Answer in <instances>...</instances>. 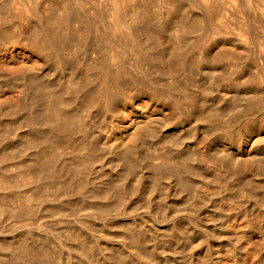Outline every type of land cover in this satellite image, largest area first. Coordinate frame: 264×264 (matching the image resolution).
Instances as JSON below:
<instances>
[{
  "label": "rangeland",
  "instance_id": "374dc122",
  "mask_svg": "<svg viewBox=\"0 0 264 264\" xmlns=\"http://www.w3.org/2000/svg\"><path fill=\"white\" fill-rule=\"evenodd\" d=\"M41 1H45V0H41ZM260 1H262V4H264V0H257V2H260ZM0 2H1L0 5H2V2H4V1L0 0ZM189 2H192V1H189ZM72 3H73V7H71L72 11L70 12V16L68 18H66L65 11H63V9L61 8L62 3L59 2V5H57V6H55V4H54L55 11L50 16L51 20L47 19L49 21V26L52 27L51 32L53 33V37L55 38V40L58 44V48L60 46V48H59V52H60V55H59L60 59L59 60L60 61H58L59 63H57L56 60H53L54 61L53 62L52 60L46 59V56L44 57V55H43V53H41V51L32 50L31 49L32 47H30L31 45H29L28 41L27 42H26V40L24 41V37L27 36L26 33L29 36L34 33V28H32L36 24V21H35L36 19L34 17H31V15H28V17H29L28 18L24 14H22L21 11H19V12H21V13H19L17 11L18 9L15 11L12 9L8 10L9 13L6 12V13L0 15L1 17H3L5 19V22L3 21L4 19L0 20V28L2 30V31H0V40H1L0 41V138H1L0 139V143H1L0 144V156H2V157H0V171H1L0 172L1 173L0 174V179H1L0 182H3V183H0V191L3 190V192L2 191L0 192V194H1L0 195V207H1L0 212L2 213V214L0 213V215H1V218H0V241H1L0 242L1 243L0 244V264H6V263H4L6 261H8L7 262L8 264H13L12 262H15L14 264H23V263L24 264L25 263L26 264H55L57 261L58 262L56 264H62V263L63 264H70V262L71 263L73 262L72 260L74 258H75L74 259L75 264H97V263L98 264H264V258H262V256H264V248H262V247H264V237L261 238L262 240L260 239V236H261L260 234H264V230H262V229H264V225H262V224H264V223H262V222H264V221H262V219H264V216H261L260 212L264 209H261V211H260V209H259L260 206L256 205V203L258 202V203H261L260 204L261 208H262V206H264V204H262V201H264V196H262V195H264V194H261V192H264V186L260 187L259 185H256V182L260 178H264V176H262V175H264V155H262V154H264V151H262V150H264V109H261L262 107H264V106H262V105H264V100H262V99H264V94H262V93H264V85H262V84H264V73H262V71H264V69L261 68V67H264V59L261 58L262 57L261 55L264 54V53H261V52H264V51H261L262 49H264L261 47L262 43H264V41H261L262 39H260V36L264 35V33H260L258 36V33L261 32L262 29H264V28L261 29L260 27H258L259 26L258 23H257L258 26L255 25L256 24L255 22L252 23V26L255 25L256 28L258 27L261 29L258 31L255 28L256 36L258 37L255 39L247 37V36H245L246 38H244L243 35H237L239 31H237L236 34H235L236 31L230 32V29L231 30H237L238 29L237 28V25H238L237 20L238 19L241 20L239 14H232V15H236L235 20H234V17L232 16V19L234 20V22L231 21L232 19L230 20L229 17H228V19H227V17L222 18L223 21H221L222 19H219L218 22H220V23H218L216 21V19H214L213 21L215 23L213 21H211L213 23H210V25L204 24L203 29H201V30L196 29V33H195V31H193V33L190 34L189 38L183 40L181 38H177L176 34H175L177 32L182 33L186 30V27H185L186 25L184 24V17L183 16L187 17L188 13L191 14L190 16H196V15L201 13L200 12L201 10H199L197 8L196 9L195 8L190 9L188 6H185V7L183 6V7L178 8L177 10L171 12L166 8V5L159 4V5L154 6L155 8L154 7L152 8L153 10L151 13L150 12L148 13V16H149L148 19H151V20H149V21L147 20L148 21L147 24L139 23L134 28L135 34L137 36H139V38H141L143 41H145L148 45L151 46L152 52H154V54L156 56L151 57L150 60L146 61V64L140 65V64L136 63L135 56L128 55V57L126 56L124 58L122 66H119L114 59L112 60V62H110L108 64V62L110 61V58L108 59V58L104 57V60L99 61L98 52L94 49L95 46L92 47V49H91V47L90 48L88 47V49H87V47L85 46L86 49L84 50L83 41H85L86 39L91 40V38L93 40V38L97 32L95 30L94 31L90 30L89 32H87L86 28L84 27L85 25L83 24L84 26H82V24L80 23V21L78 19V15L81 12L79 9L81 4L78 3L76 0H74V2H72ZM46 5H47V2H46ZM46 5L43 2H41V4L39 5V9H40L41 15L49 17ZM12 7H13V9L15 8L13 5H12ZM12 7H10V8H12ZM82 8L84 9L83 11H85V13L88 16H90L93 20L92 11L88 10L87 7H84V6ZM12 11H14V12H12ZM16 11L19 13L18 15L15 14ZM180 12H183L185 14L182 13V17H181ZM23 15L25 16V19H24ZM62 15H64L65 18H62L63 17ZM18 16L19 17L23 16V18L21 20H19L20 18ZM226 16H227V14H226ZM5 17L7 18V20ZM203 17H205V14H203ZM17 19L19 21H24V20L25 21L24 22H18ZM28 19L31 21H28ZM167 19H169V20H167ZM177 19H178V21H177ZM224 19L225 20L227 19V20L225 21ZM165 20H167V21H165ZM181 20H183V21H181ZM240 20H238V22H240ZM1 21H3V22L1 23ZM26 21L29 23H27ZM216 22L218 25H220V27H218ZM226 22H227V24H226ZM19 23L24 24V26L26 25L25 28H24V26H22V24L20 26ZM229 23H231V24L229 25ZM235 23H237V24H235ZM31 24H32V27H31ZM33 24H34V26H33ZM214 24L217 26H215ZM234 24L236 26H234ZM225 25H226V27H225ZM227 25H229L230 27L232 25V27L234 26L233 28H236V29H232V27L231 28L229 27L230 29H228ZM19 26L21 28H23V30ZM163 26H165L166 28L163 29ZM210 26H211V29L214 28V29H212L213 31H215L217 28L223 29V30L218 29L217 30L218 33L217 32H211ZM28 28H30V31ZM3 29H4V31H3ZM25 29L26 30L28 29V30L26 31ZM224 29L226 30V32L228 30V32L224 33L225 32ZM18 30H19V32L21 31V33L25 30L22 34V36L24 35L23 37L21 35H19L20 33L18 32ZM31 30H33V32H31ZM219 31H221V32H219ZM262 32H264V31H262ZM215 33H217V35ZM223 33L225 34L226 37L223 36L224 35ZM196 34H198V35H196ZM211 34L215 35L217 37L214 38V36H212ZM220 34H221V37H220ZM226 34H229L231 36L233 35V36H232V38H231V36L227 37ZM10 35H11V37H10ZM203 35H204V37H203ZM208 35L212 36L213 38H210ZM235 35L238 37H236ZM199 36L201 38V42L203 44L205 43V45H203L200 42ZM239 36H241V37H239ZM17 37H19L23 41L20 40L19 38L17 39ZM262 37H264V36H261V38ZM202 38H203V40H202ZM207 38H208V40H207ZM229 38H230V40H229ZM235 38H236V40H235ZM239 38H240V40H239ZM12 39H14V40H12ZM195 39L197 40V42H195L196 41ZM205 39L207 40L206 42L204 41ZM259 39H260V41H259ZM193 40H195V41L193 42ZM238 40L240 42L242 40V42L240 43V42H238ZM245 40L246 41L248 40V44H247V42H246V44L250 45V46H248L249 49H247V46L245 44ZM11 41H12V43H11ZM13 41L14 42L16 41L15 43H19V44L14 45L15 43ZM236 42H238L239 44ZM243 42H244V44H243ZM257 43H261L260 47L262 49H260L259 46L256 45ZM21 44L24 45V47L21 46ZM198 44L200 46H202L201 48H203L205 50V52H203L204 51L203 49L199 48ZM19 45H20V47H19ZM82 49H83V51H86L85 52L86 54H84V52H82ZM206 49H207V53H210V54L206 53ZM251 49L253 50L252 52H250ZM254 49L255 50L257 49L259 51H257V50L255 51ZM27 50H28V52H27ZM198 50L199 51L201 50L202 52L201 51L198 52ZM194 51H196V52H194ZM177 52H180V53H178L179 56H177V57L171 56V54H173V53L176 54ZM253 52H254V54H253ZM88 53L91 54V56ZM197 53H199V54H197ZM211 53H214L213 55L215 58L213 57V55ZM219 53H220V55H219ZM221 53H223L224 55ZM225 54L226 55L229 54L228 57ZM250 54H252L253 57H254V55L256 58L258 57L257 59L259 60V62L256 61V62H258V64H256V62H255V60H257V59L254 60L255 57L253 58L252 55L250 56ZM199 55H201V56H199ZM206 55H208V56L210 55V57H213V58L210 59V57H209L208 60L204 59V58H206ZM222 55L224 57H222ZM82 56H84V57H82ZM182 56H185L184 59H182ZM96 57H98V60ZM216 57H217V60H215ZM218 57H219V59L222 58L223 62L221 61L222 59L220 60L221 62L218 61L219 60ZM225 57L227 59H230V57H232L230 60V63H232L231 61H233L232 65H229V62H228L229 60H227ZM89 58H90V60H89ZM235 58L236 59L240 58V59H238V61H237ZM62 59H63V61H62ZM93 60H94V63H93ZM117 60H119V58ZM203 60H204V62H203ZM205 60H207V61H205ZM234 60H235V62H234ZM242 60H244V61L242 62ZM247 60H249V61H247ZM261 60H262V62H261ZM104 61L107 62V65L104 63ZM199 61H200V63L202 61V63L200 64ZM226 61H227V63H226ZM252 61H254L253 63H255V64H253ZM99 62L100 63L103 62L104 63L103 66H106V67L110 66V67H108L111 70L110 71L108 69V71H109L108 75L111 76L110 79H109V76L100 77V79H99L98 76H100V74L97 72V67L99 68V65H100ZM214 62L218 65H216ZM217 62H219V63H217ZM240 62H242V64ZM76 63H78V66L82 67V68H80V67L78 68L81 72L77 69L78 66ZM195 63L196 64L198 63L199 67L196 66L197 67L196 68L194 66ZM204 63H206V64H204ZM210 63H212L211 65H213V67H211ZM221 63H223V64H221ZM234 63H236L237 65ZM246 63H248V64H246ZM57 64H60V65H57ZM68 64L71 67H69ZM91 64H92V66H90ZM113 64H114V66H113ZM63 65L64 66L67 65V67L70 68V70H68V68L64 67ZM115 65H116L117 69H115ZM225 65L228 67H226ZM238 65H240V66H238ZM256 65H258V66H256ZM34 66L37 68H35ZM59 66H60V69H62L64 67L65 72H63V69H62V71L60 69H57V68H59ZM75 66H76V68H75ZM93 66H95L96 68ZM218 66H219V68H217ZM241 66H242V68H241ZM247 66H248V69H247ZM72 67L75 70L72 69ZM119 68H120V70H119ZM225 68L227 69V71ZM237 68H239V69L237 70ZM256 68H258V69H256ZM53 69H54V71H52ZM243 69H246L247 73ZM259 69H262V71L261 70L258 71ZM34 70H36V71H34ZM58 70H59V72H58ZM212 70H214L213 71L214 73H212ZM230 70L232 73L230 72ZM240 70H241V72H239ZM30 71L32 74L30 73ZM46 71H47V73H46ZM72 71H74V72H72ZM82 71H84V72H82ZM85 71H87V72L85 73ZM93 71H94V73H93ZM190 71H192V72H190ZM222 71H224L226 73H222ZM249 71L252 75H249L250 74V73H248ZM20 72H22L23 74ZM189 72H190V74H189ZM198 72H201V73H198ZM215 72H220L219 74L221 76L223 74L222 78L224 77V81L228 82L227 85L224 82L222 83L224 85L220 84L221 81H218L216 83L215 79H217V77H219V74H215ZM227 72L229 73V75L227 76L228 78L225 76V74L226 75L228 74ZM234 72H236V73H234ZM253 72L255 74H253ZM256 72L259 73L260 75L259 74L257 75ZM65 73H66V75H65ZM195 73H196V75H194ZM208 73H209V75H208ZM28 74H30V76ZM70 74H71V77H70ZM119 74H121L122 76ZM234 74H236V76ZM61 75H63L64 77ZM231 75L235 76L236 78L232 77ZM55 76H57V77H55ZM96 76L98 77V79ZM119 76H120V78H119ZM197 76H199L200 78ZM229 76H230V78H229ZM252 76H255V78L258 80H262L259 82L261 84V86L257 85L256 87H258V88L253 87L252 89H254V90H252L251 88H248V85H249L248 82H250V79ZM13 77L17 80H15ZM80 77L82 78L81 80H80ZM83 77L84 78L86 77L85 81L83 80L84 79ZM213 77H215V78H213ZM115 78L119 82H117L115 80ZM22 79H24V80H22ZM86 79H88V80H86ZM90 79H92V80H90ZM122 79H123V81H122ZM189 79H190V81H189ZM237 79H239V80H237ZM67 80H69L70 82ZM228 80L231 82L229 83ZM234 80L237 81L238 85L233 84V83H235ZM14 81H15V83H12ZM60 81H61V83H60ZM65 81L67 82V84H65L66 83ZM77 81L83 82L84 83V84H82L83 87L91 86L93 83H94L93 85H97L100 82V84H98V86H100V88H102V85H105L107 82L106 87H109V85H111L110 86L111 92L114 91L115 94L117 93L116 95H117L118 100H116L115 102H117V103L119 102V103L118 104L115 103V105H114L115 107L113 106L111 109H108V110L99 106V105H97V107H96V105L95 106L92 105L88 109L89 110L88 113L92 116V117L90 116V120L92 119L91 121H93V122L81 121L80 116H82V112H85V110H83L84 108L80 104L75 102L73 100V98L67 99V96H69L68 94L74 90V87H75ZM86 81L89 82L90 84L89 83L86 84L87 83ZM91 81H93V82H91ZM94 81L96 82V84ZM238 81H239V83H238ZM242 81H244L243 82L244 84L242 83ZM246 81H247L248 85H246L247 84ZM20 82L23 84V87H22V84ZM23 82H25V85ZM174 82H175V84H174ZM209 82H211V83H209ZM127 83L129 84V87L127 86L128 85ZM195 83H196V85L200 84L199 85L200 88L198 87V85L196 86ZM72 84H74V85H72ZM113 84H114V86H113ZM176 84H178V85H176ZM206 84L209 88L212 85H213V87H211L209 90L208 87L206 86ZM219 84H220V86H219ZM229 84L231 86H229ZM225 85H226V87H225ZM27 86H29V88ZM223 86L225 89L223 88ZM234 86H236V87H234ZM239 86H240V88H239ZM245 86H247V87H245ZM259 86H260V88H259ZM59 87H60V89H59ZM79 87H81V85ZM83 87L76 89L78 91L75 90V92L76 93L78 92L77 94L83 93V91H82ZM217 87H218V89H217ZM116 88H118V89H116ZM192 88H194V89H192ZM261 88H262V90H261ZM28 89H29V91H28ZM65 89H66V91H65ZM155 89H157V92H160L161 94L166 92V91L168 93L170 90L171 91L178 90V92L181 93L180 94V97H181L180 100L183 101V102L181 101V104H180L181 106H180V109L178 111L179 113L176 111H172L173 110L172 106L169 107L168 105H165L166 103L164 100H165V98L168 99L167 95H162L160 97H154L153 98V91H155ZM159 89H161V90H159ZM67 90H69V91H67ZM25 91H27V92H25ZM221 91H222V93H221ZM234 91H236V92H234ZM242 91L244 93H246V95L243 94ZM46 92H48V93H46ZM190 92H191V94H190ZM223 92L224 93L226 92L228 94H224ZM229 92L231 93L232 97H231ZM251 92H253V93H251ZM23 93H25V94H23ZM29 93L31 96H29ZM33 93L35 95H33ZM57 93L60 96H63V97H61V99H63V101H62L63 104L65 105L67 103L65 105V107L66 106L69 107V104H70V106H72L74 109H78V110H75L76 112H74V114L77 115V116H75L76 118L74 117L72 120L71 117L67 116V114L65 116L66 111H65L64 105H63L64 110L58 108V103H57V100L55 99V97H56L55 95ZM216 93L218 95H216ZM237 93H238V96H236ZM247 93H248V95H247ZM254 93H256V94H254ZM258 93H259V95L260 94L261 95L259 96ZM242 94L245 96H243ZM23 95H24V97H23ZM123 95H126V96H123ZM146 95L147 96L150 95V96L147 97ZM186 95H189V96H186ZM213 95L217 96L219 99ZM239 95H240V98H239ZM251 95H253V96L255 95V96L253 97ZM190 96H191V98H190ZM202 96H204V97H202ZM241 96H243V97H241ZM258 96H259V98L257 99ZM37 97H38V100H37ZM118 97H120V98H118ZM207 97H208L209 101L206 99ZM213 97H215V98H213ZM230 97H231V99H230ZM255 97H256V99H255ZM40 98H42V99L40 100ZM235 98H237V99H235ZM17 99H18V101H17ZM189 99L193 103L192 102L190 103ZM238 99H241L244 102V104H242L243 103L242 101L240 104V100H238ZM25 100L26 101L29 100L28 101L29 103L26 102ZM70 100H71V103H70ZM124 100H126V101H124ZM147 100H148V102L149 101L150 102L148 103ZM204 100H206V101H204ZM252 100H253V102H251ZM258 100H260V102L261 101L262 102L259 103ZM21 101H23V102H21ZM24 101L26 102V104L28 103L27 106L25 104L26 107L22 106L24 104ZM64 101H66V103ZM72 101H73V103H72ZM161 101L164 103H160ZM12 102H13V104H12ZM207 102H208V104H207ZM211 102H213V103H211ZM219 102H220V104H219ZM18 103L22 107H20ZM50 103H52V105ZM156 104H157V106H155ZM211 104H213V105H211ZM121 105H122V107H121ZM150 105L151 106L153 105V106L151 107ZM163 105H164V107H163ZM232 105H233V109L231 108ZM256 105H257V107H256ZM220 106H222V107H220ZM258 107L259 108L261 107L260 108L261 110ZM102 108H103V112H102ZM190 108L194 110L193 111L194 113H192ZM56 109L59 112L57 113V111H56V113H55L56 115H55L54 112ZM222 109H225V110L223 111ZM248 109H249V112L245 116L242 117L244 119L242 120V118H241V120L244 121L245 124H244V122L240 121L241 124L239 123V125H238L239 128H238V126H234L233 131L235 130L236 134L233 135L230 132H227L225 130L227 128L226 122H231L230 121L231 119H233L235 116L239 115L242 112L248 111ZM90 110L91 111L93 110V111L91 112ZM115 110H116V112H115ZM213 110H215V112ZM21 112H23V113H21ZM197 112H198V114H197ZM201 112H203V113L201 114ZM228 112H230V113H228ZM77 113H80V114H77ZM176 113L178 114L179 118L177 117ZM211 113H214V115ZM52 114H53V116H52ZM173 114H175V115H173ZM37 115L39 118L37 117ZM93 115L96 117H93ZM192 115H193V117H192ZM51 116H52V119H51ZM249 116H251V117H249ZM55 117H57L58 119ZM211 117H212V119H211ZM29 118H31V120ZM42 118H43V120H42ZM44 118H46V119L44 120ZM53 118L55 119V121ZM65 119H67V121ZM186 119H188V120H186ZM215 119L218 121H216ZM33 120H34V122H33ZM64 120L68 124H66ZM75 120H77L78 122ZM194 120H195V123H194ZM207 120H208V122H207ZM246 120H247V122H246ZM31 121H32V123H31ZM35 121H37L38 125L36 124ZM60 121L62 123L64 122L65 125H68L67 128L70 127L71 131L74 130V131H72L74 133V135L76 134L75 135L76 138H75L73 133H71V135H73V136H72V140L68 141L69 143L67 141L65 142V140L63 138H61V139L56 138V136H54L52 134L55 132L56 127L58 128L59 126L64 124V123L62 124ZM204 121L207 123H205ZM74 122H76L78 125ZM94 122H96L97 124ZM46 123L50 124V127ZM55 123L58 124V125H56V127H55ZM69 123L73 124L72 127ZM209 124H210V126H209ZM219 124H220V126H219ZM251 124H253L254 126ZM181 125H183V126H181ZM28 126H29V128L27 129ZM40 126H42V127H40ZM228 126H229L228 129H230L231 125H228ZM178 127L181 128L182 132H181L180 128H178ZM199 127H200L201 131L199 130ZM45 128H47V129H45ZM204 128L208 132L204 131L205 130ZM219 128L223 129V130H221V133H220ZM41 129H43L44 132ZM141 129H142V131H141ZM211 129H213V130H211ZM214 130H216V131L218 130L219 132L218 131H217L218 133L216 131L214 132ZM248 130H250L252 133H249ZM46 131H47V133H46ZM155 131H156V134H155ZM224 131H226V132L224 133ZM36 132H37V134H36ZM83 132L85 135L83 134ZM212 132H214V133H212ZM38 133H39V137H38ZM78 133H80V134H78ZM191 133H193V134H191ZM246 133H249V134H246ZM30 134H32V135H30ZM25 135H28V136L30 135V136L28 138V136L25 137ZM78 135L79 136L81 135V136L79 137ZM215 135H216V137H215ZM226 135H227V137H226ZM243 135L245 137H243ZM246 135H249V136H246ZM6 136H7V138H6ZM31 136H33V137L30 138ZM91 136H93V137H91ZM184 136H185V138H184ZM187 136H188V138H187ZM232 136L235 137L236 139L235 138L233 139ZM236 136L239 137V139ZM3 137L6 139H4ZM24 137H25V139H24ZM131 138H133V139L135 138V139L131 140ZM36 139H38V140H36ZM44 139L48 140V141H46L47 143H44L45 142ZM50 139H53V140H50ZM80 139H82V140H80ZM74 140L75 141L77 140V141L75 142ZM17 141L19 143H17ZM50 141L53 142L52 145H51ZM55 141L58 143V145ZM171 141L174 143L172 144ZM36 142H37V144H36ZM4 143H6V144H4ZM16 143H17V145H16ZM74 143H75V145H74ZM83 143L85 144V146L83 145ZM13 145H15V146H13ZM23 145H25V146H23ZM33 145L38 150H36L33 147ZM69 145L72 147H70ZM81 145H83L84 147ZM136 145H137V147H136ZM40 146H41V148H38ZM44 146H46V147L44 148ZM60 146H62L61 147L62 150H60V148H59ZM50 147L52 149H50ZM66 147H68V148H66ZM188 147H190V148H188ZM26 148H29L30 150H28ZM171 148L173 149V151L171 150ZM12 149L14 150V152L12 151ZM51 150H52V152H51ZM53 150H54V152H53ZM8 151H9V154L7 153ZM19 151H23V152H19ZM38 151H39V153H38ZM40 151H42L43 154ZM175 151H177V152L175 153ZM254 151H257L258 154L256 153L257 155H253ZM27 152H28V154H27ZM48 152H49V154L51 153L52 156L47 154ZM130 152H131V154H130ZM33 153H35V154H33ZM37 153L40 155V156L38 155L39 157L37 156ZM74 153L75 154L78 153L80 156H78V154L75 155ZM235 154H237V155H235ZM84 155L86 157H83ZM134 155H135V157H133ZM10 156H11V158H10ZM12 156H13V158H12ZM34 156H36V157H34ZM209 156H211V157H209ZM234 156H236V158ZM237 156H238V158H237ZM259 159H260V161H259ZM24 160H25V162H24ZM67 160H68V162H67ZM130 160H131V165L129 162ZM194 160H195V162H194ZM205 160H207V161H205ZM43 161H46V162L48 161V162L44 163ZM74 161H75V163H74ZM163 161H165V162H163ZM197 161H198V163H197ZM202 161H204V162H202ZM54 162L57 164H55ZM60 162H61V164H60ZM259 162L260 163L262 162V163L260 164ZM22 163H23V165H21ZM72 163H74V164H72ZM127 163H129V164H127ZM171 163L174 165H183L184 168H186V170L188 171V174H187L188 179L186 177V180H184L185 178H181L180 174L179 173L177 174V172L175 170H170L173 166ZM189 163H192V164L189 165ZM124 164H126V165H124ZM19 165L22 167H20ZM30 165H33V166L31 167ZM36 165H37V167L39 166L38 168H40L41 170H39L37 167H34ZM47 165L48 166L51 165V166L47 167ZM132 165H133V167H132ZM29 166L31 168H34V169H30ZM44 166H45V169H44ZM191 166H192V168H191ZM74 167H75V170H74ZM193 167H195V168H193ZM212 167H214V169ZM242 167L243 168L245 167L244 171L242 170ZM131 168H132V170H131ZM236 168L238 169V171ZM24 169H25V172L27 171L26 173L24 172ZM68 169H70V170H68ZM56 170H58V171H56ZM73 170H74V172H72ZM204 170H205V173H202V172H204ZM231 170H233V171H231ZM2 171L5 174H3ZM52 171H54L53 177L51 176ZM76 171L78 173L79 172L80 173L78 174ZM6 172H7V174H6ZM55 172H56V176L58 178L55 177V175H54ZM57 172H59V173H57ZM8 173L10 174V176H8L9 175ZM73 174L77 177H75ZM233 174H235L236 176ZM13 175H14L15 179L13 178ZM79 175H82V176H79ZM198 175L200 177L199 179H198ZM223 175H226V176H223ZM249 175H251L256 181ZM256 175H257V177H256ZM24 176H26V178ZM172 176L174 177V179ZM246 176L248 177V179L246 178ZM2 177H3V179H2ZM206 177H208V178H206ZM9 178L10 179L12 178L11 179L12 183H10ZM70 178H72L73 180ZM79 178H80V180H79ZM24 179H25V182H24ZM68 179H70V182H68L69 181ZM88 179H91V180L88 181ZM94 179L96 180V182L98 181L97 184L100 186L96 185V182L94 181ZM179 179H181V180H179ZM6 180H8V181H6ZM21 180H23V181H21ZM30 180H32V181H30ZM76 180H77V183H76ZM82 180H84L83 183L85 185L81 184ZM228 180H230V181H228ZM99 181H101V182H99ZM247 181L250 184H248V183L245 184ZM6 182L7 183L9 182V183L7 184ZM78 182H80V183H78ZM88 182L89 183L91 182V183L89 184ZM123 183H125V184H123ZM195 183H196V185H195ZM243 183H244V186H243ZM9 184H10V186H9ZM212 184H214V185H212ZM41 185H42V187H41ZM67 186L69 188H67ZM245 186H246V188H245ZM44 187L45 188L47 187L46 188L47 191H46V189H44ZM56 187H59V188H56ZM93 187H94V189H92ZM99 187H101V188H99ZM115 187H117V188H115ZM218 187H220V188L218 189ZM71 188H72L74 193L71 190H69ZM119 188L121 189V191ZM48 189H50V190L48 191ZM89 189H91V190H89ZM244 189H246V190H244ZM9 190L11 192H9ZM38 190H40V191H38ZM83 190H84V192H83ZM96 190H98V191L96 192ZM255 190H256V192H255ZM25 191H26V194L24 193ZM43 191H44V193H42ZM65 191H67V192H65ZM93 191L96 193H93ZM225 191H227V192H225ZM248 191H251V192H248ZM30 192H32L34 194V196ZM34 192H36V193H34ZM82 192H83V194H82ZM98 192H99L100 196H99ZM235 192L238 195L235 194ZM242 192H243V194H242ZM252 192H254V194ZM23 193H24V195H22ZM29 193L32 195H30ZM67 193H70V194H67ZM89 193H92V194H89ZM125 193H129V195L125 194ZM224 193H225L226 197L223 196ZM245 193H249V194L252 193V196L246 197V196H244ZM3 194H5V195H3ZM8 194H9V196H8ZM86 194H88V195H86ZM89 195H91V197L87 198V196H89ZM96 195H98V197H96ZM233 195H237V196L233 197ZM4 196H5V198H4ZM103 196H104V198H103ZM122 196L124 198H122ZM242 196H244V198ZM254 196H256V197H254ZM30 197L31 198L33 197L32 201H30L31 200ZM80 197H82L81 198L82 200L80 199ZM95 197H96V199H95ZM97 198H98V200H97ZM220 198H222V200H220ZM234 198H235V200H234ZM238 198L240 200H238ZM70 199H72V200H70ZM258 199L260 201H258ZM89 200H91V201L89 202ZM102 200H104V201H102ZM182 200H183V202H182ZM255 200H256V202H255ZM24 201H25V203H24ZM81 201H83V202H81ZM92 201H93V203H92ZM180 201H181V203H180ZM116 202H118V203L121 202V203L118 204ZM97 203L99 204L98 207L96 206ZM108 203H110V205ZM183 203H185L186 205ZM234 203H236V205ZM250 203H251V205H250ZM69 204H71V205H69ZM188 204L191 207H189ZM55 206H56V208H55ZM67 206H69V207H67ZM113 207H115V208H113ZM237 207H239V208H237ZM249 207H250V209H254L255 211L250 210ZM3 208H4V210H3ZM96 208L98 211L96 210ZM108 208H110V209H108ZM124 209H126V211H124ZM257 210H259V211H257ZM100 211H102V213H100ZM120 211L122 213L121 214L122 216L119 214ZM231 211L234 213L232 214ZM16 212H18V213H16ZM258 212H259V214H258ZM110 213H112V214H110ZM136 214H137V216H136ZM188 214H190L191 216ZM234 214H236V215H234ZM241 214H242V216H241ZM246 214H247V216H246ZM243 216H244V218H243ZM191 217H192V219H190ZM245 217H247V218H245ZM132 218H134V219H132ZM185 218H187V219L185 220ZM241 218H242V220H241ZM245 221H247V222L245 223ZM259 221H261V222L259 223ZM185 223H186V225H185ZM21 224H23V225H21ZM174 226H176V227H174ZM16 227H17V229H16ZM68 227H70L71 230L72 229L73 230L70 231V228H68ZM261 227H262V229H261ZM98 228H100L102 231L99 230ZM203 228H205V229H203ZM207 228H208V230H207ZM124 229H126V230H124ZM174 229H177V230H174ZM248 229H250V230H248ZM2 230H3V232H2ZM129 230L131 232V235H130ZM244 230H246V231H244ZM10 231L12 233H10ZM193 231H194V233H193ZM261 231H262V233H261ZM70 233H72V234L70 235ZM23 234H25V235H23ZM58 234L59 235L63 234V235H62V237H59ZM65 234H66V238H65ZM21 235H22V238H21ZM57 235H58V238H56ZM68 235H69V238H68ZM189 235H190V237H189ZM258 235H260V236H258ZM37 236H38V238H36ZM70 236H72V237H70ZM254 236H256V237H254ZM40 237H42L43 239ZM2 238L5 240L3 241ZM10 238L13 240H11ZM48 238L51 240L48 241L47 240ZM27 239H29V240H27ZM66 239H69L71 241L68 242ZM84 239H85V241H83ZM253 239H256L257 242H256V240L254 241ZM45 240H47V241H45ZM64 240L67 241L68 243L67 242L62 243V241H64ZM96 240H98V241H96ZM249 240H251V241H249ZM26 241H28V242H26ZM44 241H45L46 245H44ZM59 241H61V242H59ZM49 242H53V243L52 244L50 243V245H49ZM138 242H140V243H138ZM194 242L196 243L195 245L192 244ZM41 243H42V245H41ZM258 243H259V245H257ZM27 244H29V245H27ZM71 244L74 247L75 246L76 247L74 248ZM98 244H100V245L98 246ZM189 244H191L192 246H190ZM65 245H66V247H65ZM85 245H86V247H85ZM42 246H44L45 248L44 247L42 248ZM237 246H238V248H237ZM21 247H23V248H21ZM185 247H186V249H185ZM192 247H193V249H192ZM15 248H17V249H15ZM34 248H35V250H34ZM36 248H39V250H37ZM46 248L49 250H47ZM51 248L53 249L54 252H52ZM80 248H81V250H80ZM97 248L99 251L95 250ZM142 248H143V250H142ZM57 249H59V250L57 251ZM69 249H71V250H69ZM73 249H75V250H73ZM77 249L79 252L80 251L81 252L78 253V251H76ZM83 249L86 250V251L84 250L85 253L83 252ZM2 250H4V252ZM6 250L10 251L12 254ZM44 250H46L47 253ZM63 250H64V252H63ZM72 250L74 251V254H73ZM138 250L140 253L138 252ZM61 251H62L63 255H60ZM135 251L139 254L138 256H137V253ZM149 251H151V252H149ZM233 251H234V253L235 252L236 253L234 254ZM239 251L241 253H239ZM42 252L46 253V254L49 253L48 255H50V256L49 257H48V255L42 256L41 255ZM75 252L77 253L78 256L75 255L76 254ZM142 252H143V254H142ZM38 253H39V256L41 255V257L39 259L37 258L38 256L35 255ZM68 253H69V255H71V257L72 256L73 257L69 259L70 256L68 255ZM25 254H27V255H25ZM183 254H184V256H183ZM29 255L30 256L34 255L35 257H30ZM89 255H91V256H89ZM185 255L187 256V258L185 257ZM232 255H233V258H232ZM64 256H65V258H64ZM79 256H83V258L82 257L80 258ZM123 256H124V258H123ZM238 256H239V258H238ZM47 257H48V259H47ZM117 257H119V258H117ZM24 258L26 260H24ZM30 258H33L34 261H33V259H30ZM36 258H37V260H36ZM50 258L51 259L53 258L55 260H53V259L50 260ZM56 258H58V259H56ZM66 258H68L70 260V262L67 261L68 259H66ZM84 258H86V259H84ZM98 258H99V260H98ZM234 258L236 260H234ZM22 259L24 260V262ZM16 260H17V262H16ZM84 260H87V261L84 262ZM77 261L78 262L82 261V263H78ZM74 263H72V264H74Z\"/></svg>",
  "mask_w": 264,
  "mask_h": 264
},
{
  "label": "bare ground",
  "instance_id": "6f19581e",
  "mask_svg": "<svg viewBox=\"0 0 264 264\" xmlns=\"http://www.w3.org/2000/svg\"><path fill=\"white\" fill-rule=\"evenodd\" d=\"M4 2H2V5H0V15L1 14H4V13H6V12H8V10H17L18 12L19 11H21L22 12V14H24L26 17H28V15H31V17H34L36 20V24H35V26H34V24H33V26L34 27H32V24H31V27L32 28H34V33L33 34H31L30 36L26 33V35L27 36H25L24 37V41L26 40V42L28 41V43H29V45H31L30 47H32L31 49L32 50H35V51H41V53H43V55H44V57L46 56V59H48V60H56L57 61V63H59L58 61H60L59 59V55H60V52H59V48H60V46H59V48H58V44H57V42H56V40H55V38L53 37V33L51 32V29H52V27L51 26H49V21L47 20V19H50L51 20V15L54 13V11H55V7H54V4H55V6H57V5H59V2H61L62 3V5H61V8L63 9V11H65V14H66V18H68L69 16H70V12L72 11V8L71 7H73V3L72 2H74V0H45V1H41V0H3ZM78 3H80L81 5H80V14L78 15V19H79V21H80V23L82 24V26H84L85 28H86V30H87V32H89L90 30H92V31H96L97 33L95 34V36H94V38H93V40H92V38H91V40L90 39H86L85 41H83V44H84V50L86 49L85 48V46L87 47V49H88V47L90 48L91 47V49H92V47H94V49L98 52V57H99V61L100 60H104V57H106V58H110V61L108 62V64L110 63V62H112V60L114 59L115 61H116V63L119 65V66H122V64H123V60H124V58L127 56L128 57V55H133V56H135V60H136V63H138V64H146V61H148V60H150V58L151 57H153V56H156L155 54H154V52H152V48H151V46L150 45H148L145 41H143L141 38H139V36H137L136 34H135V31H134V28H135V26L136 25H138L139 23H144V24H147V22L149 21V20H151V19H148L149 18V16H148V13L150 12H152V8L154 7V6H156V5H159V4H162V5H166V8L169 10V11H175V10H177L178 8H180V7H185V6H188L190 9H193V8H197V9H199V10H201L200 12V14H198V15H196V16H190L191 14H187V17H185V16H183L184 17V24L186 25L185 27H186V30L184 31V32H180V33H175L176 34V37L177 38H181V39H183V40H185V39H187V38H189V36H190V34L191 33H193V31H195V33H196V29L197 30H201V29H203V26H204V24H209L210 25V23H213L214 21V19H216V21L218 22L219 21V19H222V18H226L227 17V19H228V17H229V19L231 20L232 19V16L234 17V20H235V16L236 15H232V14H239L240 15V18H241V20L240 19H238V20H240V22H238V20H237V23H238V25H237V30H231L230 28L232 27V25H231V27L229 26L231 23H229V25H227L228 26V29H230V32L232 31V32H234V31H236L235 32V34L237 33V31H239L238 32V34L237 35H243L244 36V38H246L245 36H247V37H250V38H258L257 36H256V32H255V28H256V26H258V27H260L261 29L262 28H264V4H262V1H260V2H257V0H76ZM189 1H192V2H189ZM41 2H43L45 5H46V2H47V5H46V7H47V10H48V16L49 17H47V16H44V15H41V13H40V9H39V5L41 4ZM1 3V2H0ZM226 3V4H225ZM77 4V3H76ZM88 4V5H87ZM12 5L16 8H14L13 9V7H12ZM87 7V9L88 10H91L92 11V14H93V20H92V18L90 17V16H88L86 13H85V11H83L84 9L82 8V7ZM10 7H12V8H10ZM10 8V9H9ZM78 8V7H77ZM155 8V7H154ZM78 9V10H79ZM82 9V10H81ZM14 11H12V12H14ZM16 11V12H17ZM166 11V10H165ZM250 11V12H249ZM11 12V11H10ZM15 12V14H19V13H21V12H17L16 13ZM204 12V13H203ZM9 13V12H8ZM45 13V12H44ZM170 13V12H169ZM181 13V17H182V13L183 12H180ZM194 13V12H193ZM258 13V14H257ZM14 14V15H15ZM183 14H185V13H183ZM203 14H205V17H203ZM226 14H227V16H226ZM7 15V14H6ZM5 15V16H6ZM16 15V16H17ZM23 15V16H24ZM23 16L22 17H19L20 19L19 20H21L22 18H23ZM25 16H24V19H25ZM63 17L62 18H65V16L64 15H62ZM238 16V15H237ZM11 17V16H10ZM30 17V18H31ZM175 17V16H174ZM179 17V16H178ZM231 17V18H230ZM262 17V18H261ZM0 20H3L4 18L3 17H1L0 16ZM6 18V17H5ZM17 18V17H16ZM29 18V17H28ZM238 18V17H237ZM236 18V19H237ZM9 19V18H8ZM12 19V18H11ZM14 19V18H13ZM23 19V20H24ZM61 19V18H60ZM59 19V20H60ZM174 19V18H173ZM179 19V18H178ZM178 19H177V21H178ZM218 19V20H217ZM226 19V20H227ZM6 20H7V18H6ZM18 20V19H17ZM18 20V22H24V21H19ZM148 20V21H147ZM167 20H169V19H167ZM167 20H165V21H167ZM225 20V19H224ZM225 20V21H226ZM234 20L232 19L231 21H233L234 22ZM4 22H5V19L3 20ZM3 21H1V23L3 22ZM11 21V20H10ZM28 21H31V20H29L28 19ZM53 21V20H52ZM181 21H183V20H181ZM211 21H213V22H211ZM221 21H223V19L221 20ZM229 21V20H228ZM230 21V22H231ZM27 22V21H26ZM217 22H216V24H217ZM256 23L254 26H252V23ZM27 23H29V22H27ZM26 23V24H27ZM79 23V22H78ZM182 23V22H181ZM215 23V22H214ZM218 23H220V22H218ZM237 23H235V24H237ZM257 23H258V25H257ZM20 24V23H19ZM22 24V23H21ZM21 24H20V26H21ZM84 24V25H83ZM226 24H227V22H226ZM234 24V26H236ZM15 25V24H14ZM17 25V24H16ZM215 25V24H214ZM218 25V24H217ZM217 25H215V26H217ZM10 26V25H9ZM19 26V27H20ZM22 26H24V24H22ZM26 26V25H25ZM25 26H24V28H25ZM214 26V27H215ZM233 26V27H234ZM2 27V26H1ZM18 27V28H19ZM29 27V26H28ZM184 27V28H185ZM218 27H220V25H218ZM225 27H226V25H225ZM230 27V28H229ZM232 27V29H236V28H233ZM256 28V30H261L260 28ZM9 28V27H8ZM21 28V27H20ZM166 27L165 26H163V29H165ZM205 28V27H204ZM216 28V27H215ZM222 28V27H221ZM22 30H23V28H21ZM20 29V30H21ZM29 29V31H30V28H28ZM27 29V30H28ZM210 29H211V26H210ZM212 29H214V28H212ZM210 30L211 32H217V30L219 29V28H217L215 31H213V30ZM26 30V29H25ZM24 30V31H25ZM26 30V31H27ZM54 30V29H53ZM174 30V29H173ZM219 30H223V29H219ZM225 30V29H224ZM0 31H2L1 30V28H0ZM3 31H4V29H3ZM23 31V32H24ZM262 31H264V29H262ZM259 32L258 33V36H259V34L260 33H264V32ZM18 32H19V30H18ZM23 32L21 33V31L19 32L20 34L19 35H21L22 36V34H23ZM31 32H33V30H31ZM199 32V31H198ZM219 32H221V31H219ZM227 32H228V30H227ZM226 32V30H225V32L224 33H227ZM4 33V32H3ZM2 33V34H3ZM17 33V32H16ZM163 33V32H162ZM203 33V32H202ZM218 33V32H217ZM217 33H215L216 35H217ZM223 33V34H224ZM30 34V33H29ZM205 34V33H204ZM222 34V33H221ZM221 34H220V37H221ZM231 34V33H230ZM167 35V34H166ZM196 35H198V34H196ZM212 35V34H211ZM219 35V34H218ZM227 35V37L228 36H231V35H229V34H226ZM4 36V35H3ZM6 36V35H5ZM15 36V35H14ZM24 36V35H23ZM22 36V37H23ZM80 36V35H79ZM88 36V35H87ZM86 36V37H87ZM201 36V35H200ZM200 36H199V38H200ZM206 36V35H205ZM209 36V35H208ZM212 36H214V38L215 37H217V36H215V35H212ZM212 36H209L210 38H213ZM223 36H225V34L223 35ZM233 36V35H232ZM232 36H231V38H232ZM236 36V35H235ZM234 36V37H235ZM261 36H264V35H261ZM261 36H260V39H262L261 41H264V37H262L261 38ZM10 37H11V35H10ZM9 37V38H10ZM20 37V36H19ZM19 37H17V39L19 38ZM202 37V36H201ZM203 37H204V35H203ZM226 37V36H225ZM236 37H238V36H236ZM239 37H241V36H239ZM2 38V37H1ZM8 38V37H7ZM11 39V38H10ZM20 39V38H19ZM79 39V38H78ZM159 39V38H158ZM194 39V38H193ZM238 39V38H237ZM242 39V38H241ZM249 39V38H248ZM260 39H259V41H260ZM12 40H14V39H12ZM20 40H22V39H20ZM180 40V39H179ZM196 40V39H195ZM195 40H193V42L195 41ZM199 40V39H198ZM202 40H203V38H202ZM207 40H208V38H207ZM206 39L204 40L205 42L207 41ZM216 40V39H215ZM222 40V39H221ZM229 40H230V38H229ZM228 40V41H229ZM235 40H236V38H235ZM239 40H240V38H239ZM238 40V42H240ZM243 40V39H242ZM242 40H241V42H242ZM258 40V39H257ZM1 41V40H0ZM18 41V40H17ZM23 41V40H22ZM166 41V40H165ZM244 41V40H243ZM252 41V40H251ZM258 41V42H259ZM14 42V41H13ZM16 42V41H15ZM14 42V43H15ZM19 42V41H18ZM195 42H197V40L195 41ZM200 42H201V38H200ZM238 42H236V43H238ZM240 42V43H241ZM246 42H247V44H248V40L246 41L245 40V44H246ZM255 42V41H254ZM3 43V42H2ZM11 43H12V41H11ZM22 43V42H21ZM192 43V42H191ZM199 43V42H198ZM202 43V42H201ZM252 43V42H251ZM17 44H19V43H15L14 45H17ZM23 44V43H22ZM21 44V46H23L24 47V45H22ZM61 44V43H60ZM183 44V43H182ZM197 44V43H196ZM203 44V43H202ZM239 44V43H238ZM243 44H244V42H243ZM246 44V46H247V49H249V47L248 46H250V45H247ZM261 43H257L256 45H258L259 46V48L260 49H262V48H264V43H262V46L260 45ZM5 45V44H4ZM28 45V46H29ZM203 45H205V43L203 44ZM214 45V44H213ZM255 45V46H256ZM8 46V45H7ZM62 46V45H61ZM83 46V45H82ZM194 46V45H193ZM198 46H199V48H201L202 46H200L199 44H198ZM262 48H261V47ZM19 47H20V45H19ZM26 47V46H25ZM195 47V46H194ZM252 47V46H251ZM250 47V48H251ZM27 48V47H26ZM29 48V47H28ZM64 48V47H63ZM81 48V47H80ZM196 48V47H195ZM198 48V49H199ZM258 48V49H259ZM20 49V48H19ZM30 49V50H31ZM65 49V48H64ZM201 49H203V48H201ZM259 49V50H260ZM21 50V49H20ZM24 50V49H23ZM31 50V51H32ZM194 50V49H193ZM204 50V49H203ZM255 50V49H254ZM257 50V49H256ZM255 50V51H256ZM259 50H257V51H259ZM62 51V50H61ZM64 51V50H63ZM80 51V50H79ZM201 51V50H200ZM199 50H198V52H200ZM241 51V50H240ZM253 50L251 49V51L250 52H252ZM254 51V52H255ZM261 51H264V49H262ZM27 52H28V50H27ZM30 52V51H29ZM82 52H84V54H86L85 52L86 51H83V49H82ZM94 52V51H93ZM194 52H196V51H194ZM202 52V51H201ZM203 52H205V50L203 51ZM245 52V51H244ZM249 52V53H250ZM254 52H253V54H254ZM62 53V52H61ZM91 53V52H90ZM167 53V52H166ZM178 53H180V52H177L176 54L175 53H173V54H171V56L172 57H177V56H179V54ZM206 53H207V49H206ZM205 53V54H206ZM226 53V52H225ZM260 53V52H259ZM258 53V54H259ZM261 53H264V52H261ZM71 54V53H70ZM89 54V53H88ZM92 54V53H91ZM91 54H89L90 56H91ZM197 54H199V53H197ZM201 54V53H200ZM207 54H210V53H207ZM212 55L214 54V53H211ZM221 54H223V53H221ZM247 54V53H246ZM62 55V54H61ZM83 55V54H82ZM96 55V54H95ZM217 55V54H216ZM219 55H220V53H219ZM224 55V54H223ZM222 55V57H224ZM226 55V54H225ZM229 55V54H228ZM228 55H226L227 57H228ZM252 54H250V56H251ZM257 55V54H256ZM87 56V55H86ZM198 56V55H197ZM199 56H201V55H199ZM262 57V59H264V54H262L261 55ZM82 57H84V56H82ZM98 57H96L97 58V60H98ZM184 57L185 56H182V59H184ZM204 57V56H203ZM210 57V55L208 56V55H206V58H204V59H207L208 60V58ZM213 57H214V55H213ZM213 57H210V59L211 58H213ZM233 57V56H232ZM232 57H230V59H227L226 57V59L227 60H229L228 62H229V65H232V63H233V61H231L232 63H230V60H231V58ZM237 57V56H236ZM240 57V56H239ZM244 57V56H243ZM252 57H253V55H252ZM254 57H255V55H254ZM253 57V58H254ZM88 58V57H87ZM119 58V60H117ZM198 58V57H197ZM215 58V57H214ZM221 58V57H220ZM245 58V57H244ZM258 58V57H257ZM256 57L254 58V60L255 59H257ZM199 59V58H198ZM209 59V60H210ZM218 59H219V57H218ZM222 59V58H221ZM221 59H219L218 61H220ZM236 59V58H235ZM238 59H240V58H237L236 60L238 61ZM243 59V58H242ZM86 60V59H85ZM89 60H90V58H89ZM207 60H205V61H207ZM215 60H217V57H216V59ZM62 61H63V59H62ZM61 61V62H62ZM82 61V60H81ZM92 61V60H91ZM106 61V60H105ZM104 61V63L107 65V62H105ZM222 62H223V59L221 60ZM220 61V62H221ZM225 61V60H224ZM241 61V60H240ZM244 60H242V62H243ZM247 61H249V60H247ZM256 61H258L259 62V60L257 59V60H255V62ZM54 62V61H53ZM97 62V61H96ZM95 62V63H96ZM190 62V61H189ZM203 62H204V60H203ZM212 62V61H211ZM234 62H235V60H234ZM242 62H240L241 64H242ZM251 62V61H250ZM254 61H252V63H253ZM258 62H256V64H258ZM261 62H262V60H261ZM82 63V62H81ZM91 63V62H90ZM93 63H94V60H93ZM100 63V62H99ZM103 62L102 63H100V65H99V68L97 67V72L100 74V76H98L99 77V79H100V77H105V76H109V79H110V75H108V73H109V71H108V69L110 70V68H108V67H110V66H108V67H106V66H103V64H104ZM114 63V62H113ZM188 63V62H187ZM199 63H200V61H199ZM201 63H202V61H201ZM200 63V64H201ZM213 63V62H212ZM212 63H210V65L212 64ZM215 63V62H214ZM217 63H219V62H217ZM226 63H227V61H226ZM239 63V62H238ZM249 63V62H248ZM248 63H246V64H248ZM32 64V63H31ZM30 64V65H31ZM74 64V63H73ZM77 64V66H78V63H76ZM112 64V63H111ZM116 64V65H117ZM204 64H206V63H204ZM209 64V63H208ZM216 64V63H215ZM214 64V65H215ZM221 64H223V63H221ZM225 64V63H224ZM234 64H236V63H234ZM240 64V65H241ZM253 64H255V63H253ZM57 65H60V64H57ZM69 65V64H68ZM81 65V64H80ZM116 65H115V69H117L116 68ZM136 65V64H135ZM216 65H218V64H216ZM228 65V64H227ZM237 65V64H236ZM240 65H238V66H240ZM55 66V65H54ZM64 66V65H63ZM83 66V65H82ZM90 66H92V64L90 65ZM113 66H114V64H113ZM112 66V67H113ZM165 66V65H164ZM170 66V65H169ZM195 67L197 66V67H199V64L197 63H195V65H194ZM226 66V65H225ZM235 66V65H234ZM233 66V67H234ZM250 66V65H249ZM256 66H258V65H256ZM35 67V66H34ZM39 67V66H38ZM64 67H67V65H65ZM64 67L62 68L63 69V72H65V70H64ZM69 67H71L70 65H69ZM80 66H78L77 67V69L79 68ZM87 67V66H86ZM93 67H95V66H93ZM187 67V66H186ZM192 67V66H191ZM196 67V68H197ZM211 67H213V65H211ZM226 67H228V66H226ZM230 67V66H229ZM245 67V66H244ZM260 67V66H259ZM32 68V67H31ZM35 68H37V67H35ZM68 68V67H67ZM75 68H76V66H75ZM80 68H82V67H80ZM92 68V67H91ZM96 68V67H95ZM150 68V67H149ZM201 68V67H200ZM207 68V67H206ZM209 68V67H208ZM217 68H219V66L217 67ZM222 68V67H221ZM241 68H242V66H241ZM262 69H264V67H261ZM33 69V68H32ZM57 69H60V66H59V68H57ZM62 69H60L61 71H62ZM72 69H74L73 67H72ZM113 69V68H112ZM189 69V68H188ZM211 69V68H210ZM223 69V68H222ZM226 69V68H225ZM229 69V68H228ZM232 69V68H231ZM236 69V68H235ZM239 68H237V70H238ZM247 69H248V66H247ZM256 69H258V68H256ZM262 69H259L258 71H262ZM37 70V69H36ZM36 70H34V71H36ZM41 70V69H40ZM39 70V71H40ZM44 70V69H43ZM68 70H70V68H68ZM75 70V69H74ZM79 70V69H78ZM90 70V69H89ZM94 70V69H93ZM114 70V69H113ZM119 70H120V68H119ZM122 70V69H121ZM197 70V69H196ZM234 70V69H233ZM243 70H245L246 71V69H243ZM242 70V71H243ZM33 71V70H32ZM52 71H54V69L52 70ZM80 71V70H79ZM88 71V70H87ZM87 71H85V73L87 72ZM111 71V70H110ZM211 71V70H210ZM214 70H212V73H214L213 72ZM218 71V70H217ZM226 71H227V69H226ZM251 71V70H250ZM250 71L248 72V73H250ZM257 71V70H256ZM58 72H59V70H58ZM68 72V71H67ZM72 72H74V71H72ZM81 72V71H80ZM82 72H84V71H82ZM113 72V71H112ZM122 72V71H121ZM155 72V71H154ZM190 72H192V71H190ZM190 72H189V74H190ZM207 72V71H206ZM230 72H231V70H230ZM238 72V71H237ZM239 72H241V70L239 71ZM244 72V71H243ZM20 73H22V72H20ZM25 73V72H24ZM30 73H31V71H30ZM46 73H47V71H46ZM54 73V72H53ZM76 73V72H75ZM74 73V74H75ZM93 73H94V71H93ZM131 73V72H130ZM156 73V72H155ZM198 73H201V72H198ZM220 72H215V74H219ZM222 73H226V72H224V71H222ZM228 73V72H227ZM232 73V72H231ZM234 73H236V72H234ZM246 73H247V71H246ZM257 73V72H256ZM261 73V72H260ZM262 73H264V71H262ZM23 74V73H22ZM32 74V73H31ZM64 74V73H63ZM69 74V73H68ZM78 74V73H77ZM111 74V73H110ZM122 74V73H121ZM121 74H119V75H121ZM124 74V73H123ZM192 74V73H191ZM203 74V73H202ZM241 74V73H240ZM253 74H255L254 72H253ZM259 73H257V75H258ZM29 76H30V74H28ZM51 75V74H50ZM56 75V74H55ZM65 75H66V73H65ZM117 75V74H116ZM181 75V74H180ZM194 75H196V73L194 74ZM198 75V74H197ZM208 75H209V73H208ZM212 75V74H211ZM214 75V74H213ZM229 75V73L226 75L225 74V76L227 77ZM235 76H236V74H234ZM249 75H252L251 73L249 74ZM260 75V74H259ZM60 76V75H59ZM61 76H63V75H61ZM68 76V75H67ZM90 76V75H89ZM93 76V75H92ZM91 76V77H92ZM96 76V77H97ZM122 76V75H121ZM201 76V75H200ZM205 76V75H204ZM203 76V77H204ZM216 76V75H215ZM222 76H223V74H222ZM222 76L219 74V77H217V79H215V81H216V83L218 82V81H221V83L220 84H222L223 82L224 83H226V85H227V81L225 82L224 81V77L222 78ZM232 76V75H231ZM235 76H232V77H235ZM238 76V75H237ZM50 77V76H49ZM55 77H57V76H55ZM64 77V76H63ZM70 77H71V74H70ZM78 77V76H77ZM76 77V78H77ZM88 77V76H87ZM95 77V76H94ZM98 77H97V79H98ZM117 77V76H116ZM158 77V76H157ZM197 77H199V76H197ZM260 77V76H259ZM9 78V77H8ZM14 78V77H13ZM20 78V77H19ZM60 78V77H59ZM84 78V77H83ZM86 78V77H85ZM85 78L83 79L84 81H85ZM90 78V77H89ZM107 78V77H106ZM105 78V79H106ZM119 78H120V76H119ZM171 78V77H170ZM177 78V77H176ZM180 78V77H179ZM192 78V77H191ZM195 78V77H194ZM200 78V77H199ZM205 78V77H204ZM203 78V79H204ZM211 78V77H210ZM213 78H215V77H213ZM228 78V77H227ZM229 78H230V76H229ZM236 78V77H235ZM239 78V77H238ZM245 78V77H244ZM261 78V77H260ZM15 79V78H14ZM51 79V78H50ZM63 79V78H62ZM68 79V78H67ZM78 79V78H77ZM82 78L80 77V80H81ZM104 79V80H105ZM113 79V78H112ZM226 79V78H225ZM15 80H17V79H15ZM20 80V79H19ZM22 80H24V79H22ZM56 80V79H55ZM86 80H88V79H86ZM90 80H92V79H90ZM114 80V79H113ZM112 80V81H113ZM115 80H116V78H115ZM168 80V79H167ZM172 80V79H171ZM170 80V81H171ZM174 80V79H173ZM180 80V79H179ZM178 80V81H179ZM192 80V79H191ZM195 80V79H194ZM206 80V79H205ZM209 80V79H208ZM227 80V79H226ZM237 80H239V79H237ZM9 81V80H8ZM53 81V80H52ZM63 81V80H62ZM67 81H69V80H67ZM75 81V80H74ZM100 81V80H99ZM117 81V80H116ZM122 81H123V79H122ZM140 81V80H139ZM181 81V80H180ZM189 81H190V79H189ZM229 81V80H228ZM235 81V80H234ZM260 81H262V80H258V79H256L255 78V76H252L251 77V79H250V82H248L249 83V85H248V83H247V81H246V85H248V88H253V87H256L257 85H260L261 86V84L259 83ZM5 82V81H4ZM66 82V81H65ZM70 82V81H69ZM87 82V81H86ZM91 82H93V81H91ZM95 82V81H94ZM109 82V81H108ZM111 82V81H110ZM117 82H119V81H117ZM128 82V81H127ZM153 82V81H152ZM202 82V81H201ZM207 82V81H206ZM214 82V81H213ZM231 81H229V83H230ZM244 81H242V83H243ZM10 83V82H9ZM12 83H15V81L14 82H12ZM18 83V82H17ZM21 83V82H20ZM24 83V85H25V82H23ZM60 83H61V81H60ZM73 83V82H72ZM89 82H87L86 84H88ZM114 83V82H113ZM122 83V82H121ZM120 83V84H121ZM171 83V82H170ZM204 83V82H203ZM209 83H211V82H209ZM238 83H239V81H238ZM241 83V82H240ZM262 83V82H261ZM22 84V83H21ZM57 84V83H56ZM65 84H67V82L65 83ZM82 84H84L83 82H81V81H77V83H76V85H75V87H74V90L73 91H71V93H69L68 95L69 96H67V99H70V98H73V100L75 101V102H77L78 104H80L84 109L83 110H85V112H82V116H80V118H81V121H83V122H85V121H90V122H93V121H91L90 120V114L88 113L89 112V108L92 106V105H96V107H97V105H99V106H101V107H103V108H105V109H111L114 105H115V103H117V102H115L116 100H118L117 99V93L115 94L114 93V91L113 92H111V88H110V86L111 85H109V87H106L107 86V82H106V84L105 85H102V88H100V86H98V84H100V82L97 84V85H93L92 83V85L91 86H88V87H83L82 86ZM85 84V85H86ZM90 84V83H89ZM95 84H96V82H95ZM126 84V83H125ZM128 84V83H127ZM136 84V83H135ZM169 84V83H168ZM174 84H175V82H174ZM182 84V83H181ZM213 84V83H212ZM220 84H219V86H220ZM233 84H236V85H238L237 84V81H235V83H233ZM244 84V83H243ZM5 85V84H4ZM11 85V84H10ZM70 85V84H69ZM72 85H74V84H72ZM81 85V87H83V93H80V94H77L76 92H75V90L76 89H78V88H81V87H79ZM164 85V84H163ZM176 85H178V84H176ZM195 85H196V83H195ZM198 85V87H199V85L200 84H197ZM196 85V86H197ZM203 85V84H202ZM211 85V84H210ZM222 85H224V84H222ZM226 85H225V87H226ZM262 85H264V84H262ZM16 86V85H15ZM20 86V85H19ZM56 86V85H55ZM64 86V85H63ZM113 86H114V84H113ZM118 86V85H117ZM128 87H129V84L127 85ZM205 86V85H204ZM203 86V87H204ZM206 86H207V84H206ZM229 86H231L230 84H229ZM260 86H259V88H260ZM4 87V86H3ZM22 87H23V84H22ZM28 88H29V86H27ZM33 87V86H32ZM71 87V86H70ZM171 87V86H170ZM197 87V88H198ZM208 87V86H207ZM211 87H213V85L211 86ZM210 87V88H211ZM216 87V86H215ZM234 87H236V86H234ZM245 87H247V86H245ZM26 88V87H25ZM133 88V87H132ZM185 88V87H184ZM187 88V87H186ZM200 88V87H199ZM210 88L208 87V89L210 90ZM222 88V87H221ZM223 88H224V86H223ZM239 88H240V86H239ZM256 88H258V87H256ZM8 89V88H7ZM11 89V88H10ZM31 89V88H30ZM33 89V88H32ZM45 89V88H44ZM59 89H60V87H59ZM116 89H118V88H116ZM120 89V88H119ZM153 89V88H152ZM163 89V88H162ZM167 89V88H166ZM170 89V88H169ZM192 89H194V88H192ZM214 89V88H213ZM217 89H218V87H217ZM216 89V90H217ZM225 89V88H224ZM227 89V88H226ZM234 89V88H233ZM40 90V89H39ZM70 90V89H69ZM69 90H67V91H69ZM80 90V89H79ZM115 90V89H114ZM159 90H161V89H159ZM197 90V89H196ZM206 90V89H205ZM223 90V89H222ZM232 90V89H231ZM252 90H254V89H252ZM257 90V89H256ZM259 90V89H258ZM261 90H262V88H261ZM28 91H29V89H28ZM32 91V90H31ZM42 91V90H41ZM65 91H66V89H65ZM64 91V92H65ZM76 91H78V90H76ZM116 91V90H115ZM122 91V90H121ZM125 91V90H124ZM135 91V90H134ZM152 91V90H151ZM181 91V90H180ZM195 91V90H194ZM212 91V90H211ZM226 91V90H225ZM228 91V90H227ZM237 91V90H236ZM236 91H234V92H236ZM239 91V90H238ZM25 92H27V91H25ZM63 92V91H62ZM131 92V91H130ZM188 92V91H187ZM201 92V91H200ZM205 92V91H204ZM216 92V91H215ZM243 92V91H242ZM248 92V91H247ZM259 92V91H258ZM262 92V91H261ZM46 93H48V92H46ZM51 93V92H50ZM49 93V94H50ZM61 93V92H60ZM66 93V92H65ZM123 93V92H122ZM137 93V92H136ZM135 93V94H136ZM170 93V94H169ZM218 93V92H217ZM216 93V95H218ZM221 93H222V91H221ZM224 93V92H223ZM230 93V92H229ZM233 93V92H232ZM241 93V92H240ZM251 93H253V92H251ZM23 94H25V93H23ZM63 94V93H62ZM127 94V93H126ZM180 94L181 93H179L178 92V90H173V91H169L168 93H167V91L166 92H164V93H160V92H157V89H155V91H153V98L154 97H160V96H162V95H167L168 96V99H166L165 98V105H168L169 107H171L172 106V108H173V110L172 111H176V112H178L179 111V109H180V104H181V101L182 100H180ZM190 94H191V92H190ZM194 94V93H193ZM197 94V93H196ZM212 94V93H211ZM224 94H228V93H224ZM243 94H245L246 95V93H244L243 92ZM242 94V95H243ZM250 94V93H249ZM254 94H256V93H254ZM262 94H264V93H262ZM33 95H35L34 93H33ZM32 95V96H33ZM38 95V94H37ZM65 95V94H64ZM133 95V94H132ZM220 95V94H219ZM230 95H231V93H230ZM235 95V94H234ZM245 95H243V96H245ZM247 95H248V93H247ZM258 95H259V93H258ZM261 95V94H260ZM259 95V96H260ZM27 96V95H26ZM29 96H31L30 95V93H29ZM40 96V95H39ZM38 96V97H39ZM46 96V95H45ZM49 96V95H48ZM53 96V95H52ZM56 97H55V99L57 100V103H58V108L59 109H62V110H64V107H65V105L67 104L66 103V101H64L66 104L64 105L63 104V99H61V97H63V96H60L58 93L55 95ZM123 96H126V95H123ZM147 96V95H146ZM148 96H150V95H148ZM147 96V97H148ZM186 96H189V95H186ZM213 96H215V95H213ZM225 96V95H224ZM236 96H238V93H237V95ZM243 96H241V97H243ZM251 96H253V95H251ZM255 96V95H254ZM253 96V97H254ZM257 96V95H256ZM259 96L257 97V99L259 98ZM23 97H24V95H23ZM22 97V98H23ZM38 97H37V100H38ZM44 97V96H43ZM121 97V96H120ZM120 97H118V98H120ZM199 97V96H198ZM202 97H204V96H202ZM216 98H218L217 96H215ZM215 97H213V98H215ZM222 97V96H221ZM231 97H232V95H231ZM231 97H230V99H231ZM247 97V96H246ZM249 97V96H248ZM262 97V96H261ZM26 98V97H25ZM30 98V97H29ZM34 98V97H33ZM66 98V97H65ZM133 98V97H132ZM188 98V97H187ZM190 98H191V96H190ZM196 98V97H195ZM210 98V97H209ZM234 98V97H233ZM238 98V97H237ZM237 98H235V99H237ZM239 98H240V95H239ZM250 98V97H249ZM42 98H40V100H41ZM46 99V98H45ZM48 99V98H47ZM52 99V98H51ZM135 99V98H134ZM148 99V98H147ZM162 99V98H161ZM193 99V98H192ZM199 99V98H198ZM201 99V98H200ZM205 99V98H204ZM207 100H208V97L206 98ZM211 99V98H210ZM219 99V98H218ZM245 99V98H244ZM255 99H256V97H255ZM66 100V99H65ZM120 100V99H119ZM127 100V99H126ZM126 100H124V101H126ZM132 100V99H131ZM150 100V99H149ZM152 100V99H151ZM190 100V99H189ZM196 100V99H195ZM238 100H240V104H241V99H238ZM237 100V101H238ZM262 100H264V99H262ZM14 101V100H13ZM17 101H18V99H17ZM26 101V100H25ZM24 101V104L22 105V106H25V104H26V102H28V101H26L25 102ZM49 101V100H48ZM200 101V100H199ZM204 101H206V100H204ZM209 101V100H208ZM218 101V100H217ZM231 101V100H230ZM259 101V103H261L260 102V100H258ZM15 102V101H14ZM21 102H23V101H21ZM20 102V103H21ZM39 102V101H38ZM44 102V101H43ZM46 102V101H45ZM128 102V101H127ZM147 102H148V100H147ZM150 102V101H149ZM148 102V103H149ZM183 102V101H182ZM192 101L190 100V103H191ZM203 102V101H202ZM216 102V101H215ZM233 102V101H232ZM243 102V101H242ZM251 102H253V100L251 101ZM257 102V101H256ZM29 103V102H28ZM27 103V104H28ZM37 103V102H36ZM41 103V102H40ZM70 103H71V100H70ZM72 103H73V101H72ZM76 103V104H77ZM119 103V102H118ZM117 103V104H118ZM160 103H164V102H160ZM187 103V102H186ZM193 103V102H192ZM201 103V102H200ZM199 103V104H200ZM211 103H213V102H211ZM238 103V102H237ZM258 103V102H257ZM258 103V104H259ZM12 104H13V102H12ZM19 104V103H18ZM27 104H26V106H27ZM47 104V103H46ZM51 105H52V103H50ZM75 104V103H74ZM123 104V103H122ZM128 104V103H127ZM151 104V103H150ZM189 104V103H188ZM203 104V103H202ZM207 104H208V102H207ZM216 104V103H215ZM219 104H220V102H219ZM225 104V103H224ZM223 104V105H224ZM242 104H244V102L242 103ZM254 104V103H253ZM63 105H64V107H63ZM120 105V104H119ZM125 105V104H124ZM123 105V106H124ZM160 105V104H159ZM211 105H213V104H211ZM260 105V104H259ZM19 106H20V104H19ZM22 106H20V107H22ZM25 106V107H26ZM98 106V107H99ZM151 106V105H150ZM153 106V105H152ZM151 106V107H152ZM155 106H157V104L155 105ZM198 106V105H197ZM202 106V105H201ZM225 106V105H224ZM243 106V105H242ZM245 106V105H244ZM261 106V105H260ZM262 106H264V105H262ZM261 106V107H262ZM29 107V106H28ZM67 107V106H66ZM65 107V111H66V113H65V116H66V114H67V116H69V117H71V119L73 120V118L75 117V116H77V115H75L74 114V112H76L75 110H78V109H74L72 106H70V104H69V107H67L66 108ZM115 107V106H114ZM117 107V106H116ZM121 107H122V105H121ZM120 107V108H121ZM163 107H164V105H163ZM215 107V106H214ZM213 107V108H214ZM218 107V106H217ZM216 107V108H217ZM220 107H222V106H220ZM247 107V106H246ZM256 107H257V105H256ZM260 107V108H261ZM24 108V107H23ZM103 108H102V112H103ZM119 108V109H120ZM168 108V107H167ZM171 108V109H172ZM195 108V107H194ZM232 109H233V105H232V107H231ZM259 108V107H258ZM257 108V109H258ZM259 108V109H260ZM50 109V108H49ZM52 109V108H51ZM58 109V110H59ZM96 109V108H95ZM104 109V110H105ZM118 109V110H119ZM187 109V108H186ZM228 109V108H227ZM247 109V108H246ZM261 109H264V107H262ZM260 109V110H261ZM22 110V109H21ZM48 110V109H47ZM54 110V109H53ZM97 110V109H96ZM106 110V111H107ZM123 110V109H122ZM155 110V109H154ZM185 110V109H184ZM190 110L192 111V113H194L193 111V109H191L190 108ZM204 110V109H203ZM223 111L225 110V109H222ZM229 110V109H228ZM14 111V110H13ZM25 111V110H24ZM50 111V110H49ZM56 111H57V109L55 110V112H54V114L56 113ZM91 111V110H90ZM93 111V110H92ZM91 111V112H92ZM160 111V110H159ZM207 111V110H206ZM214 112H215V110H213ZM258 111V110H257ZM256 111V112H257ZM20 112V111H19ZM27 112V111H26ZM53 112V111H52ZM59 111H57V113H58ZM80 112V113H81ZM115 112H116V110H115ZM130 112V111H129ZM188 112V111H187ZM249 112V109H248V111H246V112H242V113H240L239 115H237V116H235L233 119H231L230 121L231 122H226L227 124V128L225 129L227 132H230L231 134H236V131L234 130L233 131V129H234V126H238L239 125V123H240V121L241 122H244V121H242L244 118H242L243 116H245L247 113ZM262 112V111H261ZM21 113H23V112H21ZM80 113H77V114H80ZM94 113V112H93ZM179 113V112H178ZM203 112H201V114H202ZM228 113H230V112H228ZM252 113V112H251ZM37 114V113H36ZM49 114V113H48ZM98 114V113H97ZM154 114V113H153ZM197 114H198V112H197ZM196 114V115H197ZM211 114H213L214 115V113H211ZM39 115V114H38ZM38 115H37V117H38ZM41 115V114H40ZM56 115V114H55ZM61 115V114H60ZM96 115V114H95ZM104 115V114H103ZM156 115V114H155ZM154 115V116H155ZM173 115H175V114H173ZM172 115V116H173ZM176 115H177V117H178V114L176 113ZM188 115V114H187ZM190 115V114H189ZM262 115V114H261ZM25 116V115H24ZM27 116V115H26ZM52 116H53V114H52ZM52 116H51V119H52ZM79 116V115H78ZM97 116V115H96ZM96 116H94L93 115V117H96ZM199 116V115H198ZM208 116V115H207ZM210 116V115H209ZM256 116V115H255ZM30 117V116H29ZM35 117V116H34ZM42 117V116H41ZM46 117V116H45ZM92 117V116H91ZM103 117V116H102ZM146 117V116H145ZM189 117V116H188ZM191 117V116H190ZM192 117H193V115H192ZM195 117V116H194ZM197 117V116H196ZM247 117V116H246ZM249 117H251V116H249ZM260 117V116H259ZM16 118V117H15ZM39 118V117H38ZM55 118H57V117H55ZM76 118V117H75ZM79 118V117H78ZM77 118V119H78ZM101 118V117H100ZM179 118V117H178ZM177 118V119H178ZM184 118V117H183ZM241 118H242V120H241ZM255 118V117H254ZM261 118V117H260ZM17 119V118H16ZM30 120H31V118H29ZM46 118H44V120H45ZM54 119V118H53ZM58 119V118H57ZM95 119V118H94ZM93 119V120H94ZM190 119V118H189ZM198 119V118H197ZM196 119V120H197ZM208 119V118H207ZM211 119H212V117H211ZM249 119V118H248ZM2 120V119H1ZM27 120V119H26ZM42 120H43V118H42ZM66 121H67V119H65ZM64 120V121H65ZM179 120V119H178ZM186 120H188V119H186ZM205 120V119H204ZM216 120V119H215ZM214 120V121H215ZM220 120V119H219ZM3 121V120H2ZM18 121V120H17ZM29 121V120H28ZM51 121V120H50ZM49 121V122H50ZM54 121H55V119H54ZM57 121V120H56ZM66 121H65V123H66ZM75 121H77V120H75ZM101 121V120H100ZM99 121V122H100ZM153 121V120H152ZM183 121V120H182ZM216 121H218V120H216ZM229 121V120H228ZM33 122H34V120H33ZM36 122V124H37V121H35ZM47 122V121H46ZM48 122V123H49ZM61 122V121H60ZM59 122V123H60ZM78 122V121H77ZM190 122V121H189ZM205 122V121H204ZM207 122H208V120H207ZM207 122H205V123H207ZM246 122H247V120H246ZM2 123V122H1ZM17 123V122H16ZM30 123V122H29ZM31 123H32V121H31ZM54 123V122H53ZM58 123V122H57ZM62 123V122H61ZM64 123V122H63ZM62 123V124H63ZM65 123L63 124V125H61V126H59L58 128L56 127V125H58V124H56L55 123V127H56V129H55V132L54 133H52L54 136H56V138H58V139H61V138H63L64 140H65V142L67 141H71L72 140V136L74 135V133L72 132V131H74V130H72L71 131V128L69 127V128H67V126L68 125H65ZM74 123H76V122H74ZM81 123V122H80ZM87 123V122H86ZM94 123H96V122H94ZM194 123H195V120H194ZM193 123V124H194ZM213 123V122H212ZM218 123V122H217ZM220 123V122H219ZM224 123V122H223ZM26 124V123H25ZM34 124V123H33ZM42 124V123H41ZM47 124V123H46ZM52 124V123H51ZM66 124H68V123H66ZM70 125H71V127H72V125L73 124H71V123H69ZM77 124V123H76ZM97 124V123H96ZM183 124V123H182ZM191 124V123H190ZM241 124V123H240ZM244 124H245V122H244ZM30 125V124H29ZM32 125V124H31ZM38 125V124H37ZM44 125V124H43ZM47 125H49V127H50V124H47ZM54 125V124H53ZM78 125V124H77ZM82 125V124H81ZM84 125V124H83ZM144 125V124H143ZM142 125V126H143ZM180 125V124H179ZM187 125V124H186ZM201 125V124H200ZM217 125V124H216ZM228 125H231V128L230 129H228L229 128V126ZM247 125V124H246ZM251 125H253V124H251ZM80 126V125H79ZM89 126V125H88ZM91 126V125H90ZM178 126V125H177ZM181 126H183V125H181ZM193 126V125H192ZM209 126H210V124H209ZM219 126H220V124H219ZM223 126V125H222ZM254 126V125H253ZM31 127V126H30ZM37 127V126H36ZM39 127V126H38ZM40 127H42V126H40ZM241 127V126H240ZM252 127V126H251ZM17 128V127H16ZM29 128V126L27 127V129ZM140 128V127H139ZM148 128V127H147ZM178 128H180V127H178ZM192 128V127H191ZM190 128V129H191ZM197 128V127H196ZM211 128V127H210ZM213 128V127H212ZM238 128H239V126H238ZM247 128V127H246ZM26 129V130H27ZM45 129H47V128H45ZM44 129V130H45ZM51 129V128H50ZM77 129V128H76ZM81 129V128H80ZM84 129V128H83ZM145 129V128H144ZM149 129V128H148ZM189 129V130H190ZM193 129V128H192ZM205 129V128H204ZM220 129V128H219ZM40 130V129H39ZM42 131H43V129H41ZM52 130V129H51ZM78 130V129H77ZM82 130V129H81ZM95 130V129H94ZM180 130H181V128H180ZM198 130V129H197ZM199 130H200V127H199ZM203 130V129H202ZM211 130H213V129H211ZM221 130H223V129H220V133H221ZM241 130V129H240ZM253 130V129H252ZM28 131V130H27ZM49 131V130H48ZM76 131V130H75ZM92 131V130H91ZM137 131V130H136ZM141 131H142V129H141ZM179 131V130H178ZM194 131V130H193ZM201 131V130H200ZM204 131H206V129L204 130ZM216 130H214V132H215ZM218 131V130H217ZM216 131V132H217ZM226 131H224V133L226 132ZM239 131V130H238ZM249 131V133H252L250 130H248ZM35 132V131H34ZM38 132V131H37ZM37 132H36V134H37ZM40 132V131H39ZM44 132V131H43ZM50 132V131H49ZM48 132V133H49ZM82 132V131H81ZM138 132V131H137ZM159 132V131H158ZM180 132V131H179ZM181 132H182V130H181ZM187 132V131H186ZM185 132V133H186ZM189 132V131H188ZM206 132H208V131H206ZM214 132H212V133H214ZM219 132V131H218ZM217 132V133H218ZM246 132V131H245ZM32 133V132H31ZM46 133H47V131H46ZM71 133H73V135H71ZM151 133V132H150ZM149 133V134H150ZM184 133V134H185ZM205 133V132H204ZM223 133V134H224ZM240 133V132H239ZM249 133H246V134H249ZM51 134V133H50ZM78 134H80V133H78ZM83 134H84V132H83ZM137 134V133H136ZM152 134V133H151ZM155 134H156V131H155ZM191 134H193V133H191ZM222 134V135H223ZM245 134V133H244ZM30 135H32V134H30ZM29 135V136H30ZM43 135V134H42ZM46 135V134H45ZM76 135V134H75ZM74 135V137L76 138V136ZM85 135V134H84ZM94 135V134H93ZM142 135V134H141ZM225 135V134H224ZM251 135V134H250ZM24 136V135H23ZM26 136H28V135H25V137ZM29 136H28V138H29ZM52 136V135H51ZM79 136V135H78ZM77 136V137H78ZM81 136V135H80ZM79 136V137H80ZM136 136V135H135ZM134 136V137H135ZM144 136V135H143ZM155 136V135H154ZM158 136V135H157ZM160 136V135H159ZM191 136V135H190ZM208 136V135H207ZM210 136V135H209ZM212 136V135H211ZM231 136V135H230ZM246 136H249V135H246ZM5 137V136H4ZM3 137V138H4ZM25 137H24V139H25ZM33 136H31L30 138H32ZM38 137H39V133H38ZM37 137V138H38ZM44 137V136H43ZM84 137V136H83ZM86 137V136H85ZM91 137H93V136H91ZM142 137V136H141ZM215 137H216V135H215ZM225 137V136H224ZM226 137H227V135H226ZM229 137V136H228ZM233 137V136H232ZM231 137V138H232ZM237 137V136H236ZM243 137H245L244 135H243ZM2 138V139H3ZM6 138H7V136H6ZM6 138H4V139H6ZM10 138V137H9ZM20 138V137H19ZM36 138V137H35ZM49 138V137H48ZM55 138V139H56ZM137 138V137H136ZM184 138H185V136H184ZM187 138H188V136H187ZM230 138V137H229ZM235 137H233V139H234ZM238 139H239V137H237ZM1 139V138H0ZM41 139V138H40ZM86 139V138H85ZM133 138H131V140H132ZM135 139V138H134ZM133 139V140H134ZM178 139V138H177ZM236 139V138H235ZM8 140V139H7ZM36 140H38V139H36ZM45 140V139H44ZM50 140H53V139H50ZM79 140V139H78ZM80 140H82V139H80ZM139 140V139H138ZM164 140V139H163ZM261 140V139H260ZM5 141V140H4ZM3 141V142H4ZM16 141V140H15ZM32 141V140H31ZM30 141V142H31ZM34 141V140H33ZM46 141H48V140H45V142L44 143H47ZM57 141V140H56ZM55 141V142H56ZM75 141V140H74ZM77 141V140H76ZM75 141V142H76ZM174 141V140H173ZM215 141V140H214ZM262 141V140H261ZM8 142V141H7ZM26 142V141H25ZM51 142V141H50ZM86 142V141H85ZM93 142V141H92ZM131 142V141H130ZM134 142V141H133ZM144 142V141H143ZM172 142V141H171ZM186 142V141H185ZM209 142V141H208ZM17 143H19L18 141H17ZM17 143H16V145H17ZM21 143V142H20ZM24 143V142H23ZM52 143L53 142H51V145H52ZM57 143V142H56ZM69 143V142H68ZM67 143V144H68ZM78 143V142H77ZM80 143V142H79ZM140 143V142H139ZM170 143V142H169ZM174 142H172V144H173ZM1 144V143H0ZM4 144H6V143H4ZM36 144H37V142H36ZM90 144V143H89ZM131 144V143H130ZM167 144V143H166ZM190 144V143H189ZM28 145V144H27ZM31 145V144H30ZM57 145H58V143H57ZM60 145V144H59ZM74 145H75V143H74ZM83 145L85 146V144L83 143ZM83 145H81V146H83ZM133 145V144H132ZM135 145V144H134ZM168 145V144H167ZM257 145V144H256ZM13 146H15V145H13ZM21 146V145H20ZM23 146H25V145H23ZM56 146V145H55ZM63 146V145H62ZM62 146H60L59 148H60V150H62L61 149V147ZM70 146V145H69ZM83 146V147H84ZM88 146V145H87ZM140 146V145H139ZM262 146V145H261ZM5 147V146H4ZM9 147V146H8ZM22 147V146H21ZM29 147V146H28ZM32 147V146H31ZM33 147H34V145H33ZM43 147V146H42ZM46 146H44V148H45ZM70 147H72V146H70ZM75 147V146H74ZM128 147V146H127ZM136 147H137V145H136ZM185 147V146H184ZM211 147V146H210ZM252 147V146H251ZM12 148V147H11ZM10 148V149H11ZM35 148V147H34ZM38 148H41V146L40 147H38ZM56 148V147H55ZM66 148H68V147H66ZM167 148V147H166ZM188 148H190V147H188ZM260 148V147H259ZM262 148V147H261ZM22 149V148H21ZM26 149H28V150H30L29 148H26ZM32 149V148H31ZM36 149V148H35ZM43 149V148H42ZM50 149H52L51 147H50ZM57 149V148H56ZM65 149V148H64ZM71 149V148H70ZM76 149V148H75ZM74 149V150H75ZM78 149V148H77ZM168 149V148H167ZM16 150V149H15ZM27 150V151H28ZM36 150H38V149H36ZM45 150V149H44ZM82 150V149H81ZM90 150V149H89ZM120 150V149H119ZM136 150V149H135ZM171 150L173 151V149L171 148ZM187 150V149H186ZM254 150V149H253ZM259 150V149H258ZM12 151L14 152V150L12 149ZM26 151V150H25ZM58 151V150H57ZM72 151V150H71ZM76 151V150H75ZM83 151V150H82ZM86 151V150H85ZM91 151V150H90ZM239 151V150H238ZM262 151H264V150H262ZM19 152H23V151H19ZM30 152V151H29ZM41 153H42V151H40ZM45 152V151H44ZM51 152H52V150H51ZM53 152H54V150H53ZM61 152V151H60ZM121 152V151H120ZM135 152V151H134ZM177 151H175V153H176ZM8 154H9V151L7 152ZM25 153V152H24ZM38 153H39V151H38ZM37 153V156L39 155ZM81 153V152H80ZM91 153V152H90ZM239 153V152H238ZM252 153V152H251ZM257 153V151H254L253 152V155H257L256 154ZM4 154V153H3ZM27 154H28V152H27ZM33 154H35V153H33ZM43 154V153H42ZM47 154H49V152L47 153ZM71 154V153H70ZM75 154V153H74ZM76 154H78V153H76ZM75 154V155H76ZM124 154V153H123ZM130 154H131V152H130ZM137 154V153H136ZM178 154V153H177ZM262 154V153H261ZM11 155V154H10ZM50 156H52L51 155V153L49 154ZM48 155V156H49ZM235 155H237V154H235ZM251 155V154H250ZM249 155V156H250ZM260 155V154H259ZM262 155H264V154H262ZM30 156V155H29ZM40 156V155H39ZM38 156V157H39ZM78 156H80L79 154H78ZM137 156V155H136ZM190 156V155H189ZM0 157H2V156H0ZM34 157H36V156H34ZM42 157V156H41ZM46 157V156H45ZM83 157H86L85 155L83 156ZM128 157V156H127ZM133 157H135V155L133 156ZM179 157V156H178ZM183 157V156H182ZM209 157H211V156H209ZM235 158H236V156H234ZM240 157V156H239ZM242 157V156H241ZM10 158H11V156H10ZM12 158H13V156H12ZM18 158V157H17ZM57 158V157H56ZM123 158V157H122ZM132 158V157H131ZM137 158V157H136ZM171 158V157H170ZM237 158H238V156H237ZM261 158V157H260ZM32 159V158H31ZM34 159V158H33ZM37 159V158H36ZM41 159V158H40ZM48 159V158H47ZM54 159V158H53ZM130 159V158H129ZM138 159V158H137ZM240 159V158H239ZM242 159V158H241ZM262 159V158H261ZM10 160V159H9ZM39 160V159H38ZM46 160V159H45ZM124 160V159H123ZM210 160V159H209ZM225 160V159H224ZM29 161V160H28ZM32 161V160H31ZM136 161V160H135ZM139 161V160H138ZM180 161V160H179ZM200 161V160H199ZM205 161H207V160H205ZM259 161H260V159H259ZM24 162H25V160H24ZM33 162V161H32ZM36 162V161H35ZM44 163H47L46 161H43ZM63 162V161H62ZM67 162H68V160H67ZM66 162V163H67ZM73 162V161H72ZM124 162V161H123ZM130 162V165H131V160L129 161ZM134 162V161H133ZM132 162V163H133ZM163 162H165V161H163ZM194 162H195V160H194ZM202 162H204V161H202ZM255 162V161H254ZM28 163V162H27ZM30 163V162H29ZM42 163V162H41ZM55 163V162H54ZM74 163H75V161H74ZM74 163H72V164H74ZM177 163V162H176ZM181 163V162H180ZM186 163V162H185ZM197 163H198V161H197ZM217 163V162H216ZM215 163V164H216ZM260 163V162H259ZM262 163V162H261ZM260 163V164H261ZM20 164V163H19ZM39 164V163H38ZM49 164V163H48ZM52 164V163H51ZM55 164H57V163H55ZM60 164H61V162H60ZM80 164V163H79ZM127 164H129V163H127ZM134 164V163H133ZM161 164V163H160ZM172 164V163H171ZM192 163H189V165H191ZM21 165H23V163L21 164ZM63 165V164H62ZM69 165V164H68ZM87 165V164H86ZM89 165V164H88ZM124 165H126V164H124ZM173 166H172V168L170 169V170H175L176 172H177V174L179 173L180 174V176H181V178H185L184 180H186V177H187V174H188V171L186 170V168H184V166L183 165H174V164H172ZM213 165V164H212ZM20 166V165H19ZM28 166V165H27ZM31 167L33 166V165H30ZM29 166V168L30 169H34V168H31ZM42 166V165H41ZM51 166V165H50ZM50 166H48L47 165V167H50ZM186 166V165H185ZM196 166V165H195ZM232 166V165H231ZM234 166V165H233ZM237 166V165H236ZM248 166V165H247ZM250 166V165H249ZM20 167H22V166H20ZM24 167V166H23ZM34 167H37V165L36 166H34ZM39 167V166H38ZM37 167V168H38ZM46 167V168H47ZM64 167V166H63ZM80 167V166H79ZM90 167V166H89ZM88 167V168H89ZM132 167H133V165H132ZM157 167V166H156ZM163 167V166H162ZM211 167V166H210ZM209 167V168H210ZM215 167V166H214ZM214 167H212L213 169H214ZM229 167V166H228ZM240 167V166H239ZM25 168V167H24ZM28 168V169H29ZM43 168V167H42ZM62 168V167H61ZM161 168V167H160ZM191 168H192V166H191ZM193 168H195V167H193ZM208 168V169H209ZM227 168V167H226ZM231 168V167H230ZM245 168V167H244ZM243 167H242V170L244 171L245 169H244ZM27 169V168H26ZM29 169V170H30ZM39 170H41L40 168H38ZM44 169H45V166H44ZM43 169V170H44ZM54 169V168H53ZM60 169V168H59ZM58 169V170H59ZM90 169V168H89ZM234 169V168H233ZM237 169V168H236ZM21 170V169H20ZM28 170V171H29ZM58 170H56V171H58ZM64 170V169H63ZM68 170H70V169H68ZM74 170H75V167H74ZM74 170L72 171V172H74ZM131 170H132V168H131ZM130 170V171H131ZM153 170V169H152ZM191 170V169H190ZM240 170V169H239ZM259 170V169H258ZM23 171V170H22ZM78 171V170H77ZM76 171V172H77ZM203 171V170H202ZM207 171V170H206ZM231 171H233V170H231ZM236 171V170H235ZM237 171H238V169H237ZM236 171V172H237ZM241 171V170H240ZM261 171V170H260ZM1 172V171H0ZM3 172V171H2ZM24 172H25V169H24ZM27 172V171H26ZM25 172V173H26ZM31 172V171H30ZM42 172V171H41ZM53 172L54 171H52V177H53ZM75 172V173H76ZM83 172V171H82ZM92 172V171H91ZM164 172V171H163ZM175 172V173H176ZM208 172V171H207ZM229 172V171H228ZM251 172V171H250ZM253 172V171H252ZM33 173V172H32ZM39 173V172H38ZM57 173H59V172H57ZM63 173V172H62ZM78 173V172H77ZM80 173V172H79ZM78 173V174H79ZM197 173V172H196ZM199 173V172H198ZM201 173V172H200ZM202 173H205V170H204V172H202ZM201 173V174H202ZM230 173V172H229ZM232 173V172H231ZM1 174V173H0ZM3 174H5L4 172H3ZM6 174H7V172H6ZM9 174V173H8ZM12 174V173H11ZM49 174V173H48ZM64 174V173H63ZM66 174V173H65ZM86 174V173H85ZM91 174V173H90ZM182 174V175H181ZM55 177L56 178H58L57 176H56V172H55ZM74 175V174H73ZM84 175V174H83ZM87 175V174H86ZM162 175V174H161ZM164 175V174H163ZM175 175V174H174ZM197 175V174H196ZM203 175V174H202ZM201 175V176H202ZM228 175V174H227ZM233 175H235V174H233ZM8 176H10V174L8 175ZM12 176V175H11ZM16 176V175H15ZM50 176V177H51ZM75 176V175H74ZM79 176H82V175H79ZM85 176V175H84ZM156 176V175H155ZM194 176V175H193ZM223 176H226V175H223ZM229 176V175H228ZM236 176V175H235ZM234 176V177H235ZM249 176H251V175H249ZM260 176V175H259ZM262 176H264V175H262ZM25 178H26V176H24ZM23 177V178H24ZM49 177V178H50ZM67 177V176H66ZM73 177V176H72ZM75 177H77V176H75ZM161 177V176H160ZM168 177V176H167ZM170 177V176H169ZM173 177V176H172ZM190 177V176H189ZM252 177V176H251ZM255 177V176H254ZM256 177H257V175H256ZM8 178V177H7ZM6 178V179H7ZM13 178H14V175H13ZM36 178V177H35ZM60 178V177H59ZM63 178V177H62ZM68 178V177H67ZM81 178V177H80ZM80 178H79V180H80ZM86 178V177H85ZM155 178V177H154ZM162 178V177H161ZM177 178V177H176ZM196 178V177H195ZM200 177H199V175H198V179H199ZM206 178H208V177H206ZM245 178V177H244ZM246 178L248 179V177L246 176ZM245 178V179H246ZM253 178V177H252ZM260 178V177H259ZM2 179H3V177H2ZM5 179V178H4ZM12 179V178H11ZM11 179L9 178V180H10V183H12L11 182ZM15 179V178H14ZM28 179V178H27ZM32 179V178H31ZM47 179V178H46ZM52 179V178H51ZM70 179H72V178H70ZM70 179H68L69 181L68 182H70ZM93 179V178H92ZM173 179H174V177H173ZM187 179H188V177H187ZM228 179V178H227ZM231 179V178H230ZM238 179V178H237ZM236 179V180H237ZM243 179V178H242ZM254 179V178H253ZM257 179V178H256ZM37 180V179H36ZM35 180V181H36ZM67 180V179H66ZM73 180V179H72ZM71 180V181H72ZM75 180V179H74ZM89 180H91V179H88V181ZM156 180V179H155ZM164 180V179H163ZM179 180H181V179H179ZM232 180V179H231ZM235 180V179H234ZM244 180V179H243ZM252 180V179H251ZM255 180V179H254ZM0 181H1V179H0ZM6 181H8V180H6ZM19 181V180H18ZM21 181H23V180H21ZM28 181V180H27ZM30 181H32V180H30ZM29 181V182H30ZM34 181V182H35ZM50 181V180H49ZM62 181V180H61ZM83 181L84 180H82V183L81 184H84L83 183ZM94 181L96 182V180L94 179ZM162 181V180H161ZM216 181V180H215ZM228 181H230V180H228ZM233 181V180H232ZM245 181V180H244ZM256 181V180H255ZM17 182V181H16ZM24 182H25V179H24ZM28 182V183H29ZM44 182V181H43ZM98 182V181H97ZM97 182H96V185H98L97 184ZM99 182H101V181H99ZM157 182V181H156ZM220 182V181H219ZM239 182V181H238ZM0 183H3V182H0ZM7 183V182H6ZM9 183V182H8ZM7 183V184H8ZM58 183V182H57ZM76 183H77V180H76ZM75 183V184H76ZM78 183H80V182H78ZM89 183V182H88ZM91 183V182H90ZM89 183V184H90ZM93 183V182H92ZM158 183V182H157ZM183 183V182H182ZM181 183V184H182ZM192 183V182H191ZM216 183V182H215ZM248 183V181L245 183V184H247ZM252 183V182H251ZM5 184V183H4ZM3 184V185H4ZM18 184V183H17ZM123 184H125V183H123ZM194 184V183H193ZM232 184V183H231ZM248 184H250V183H248ZM15 185V184H14ZM13 185V186H14ZM20 185V184H19ZM72 185V184H71ZM79 185V184H78ZM85 185V184H84ZM92 185V184H91ZM90 185V186H91ZM184 185V184H183ZM195 185H196V183H195ZM212 185H214V184H212ZM224 185V184H223ZM256 185H259L260 187H262V186H264V178H260L257 182H256ZM9 186H10V184H9ZM12 186V185H11ZM31 186V185H30ZM53 186V185H52ZM87 186V185H86ZM89 186V185H88ZM98 186H100V185H98ZM97 186V187H98ZM104 186V185H103ZM182 186V185H181ZM243 186H244V183H243ZM41 187H42V185H41ZM40 187V188H41ZM65 187V186H64ZM79 187V186H78ZM84 187V186H83ZM95 187V186H94ZM94 187L92 188V189H94ZM222 187V186H221ZM250 187V186H249ZM8 188V187H7ZM11 188V187H10ZM16 188V187H15ZM32 188V187H31ZM37 188V187H36ZM35 188V189H36ZM47 188V187H46ZM45 187H44V189H46ZM56 188H59V187H56ZM66 188V187H65ZM64 188V189H65ZM67 188H69L68 186H67ZM82 188V187H81ZM99 188H101V187H99ZM104 188V187H103ZM113 188V187H112ZM115 188H117V187H115ZM216 188V187H215ZM220 187H218V189H219ZM245 188H246V186H245ZM39 189V188H38ZM74 189V188H73ZM79 189V188H78ZM84 189V188H83ZM98 189V188H97ZM108 189V188H107ZM120 189V188H119ZM190 189V188H189ZM194 189V188H193ZM192 189V190H193ZM217 189V188H216ZM257 189V188H256ZM5 190V189H4ZM7 190V189H6ZM12 190V189H11ZM50 189H48V191H49ZM57 190V189H56ZM60 190V189H59ZM63 190V189H62ZM69 190H71L72 192H73V190H72V188L71 189H69ZM89 190H91V189H89ZM110 190V189H109ZM123 190V189H122ZM185 190V189H184ZM221 190V189H220ZM244 190H246V189H244ZM248 190V189H247ZM2 192H3V190H1ZM0 191V192H1ZM27 191V190H26ZM26 191L24 192L25 194H26ZM30 191V190H29ZM34 191V190H33ZM38 191H40V190H38ZM42 191V190H41ZM46 191H47V189H46ZM45 191V192H46ZM61 191V190H60ZM76 191V190H75ZM79 191V190H78ZM87 191V190H86ZM85 191V192H86ZM98 190H96V192H97ZM111 191V190H110ZM120 191H121V189H120ZM6 192V191H5ZM9 192H11L10 190H9ZM52 192V191H51ZM65 192H67V191H65ZM64 192V193H65ZM69 192V191H68ZM83 192H84V190H83ZM83 192H82V194H83ZM96 192H94L93 191V193H96ZM118 192V191H117ZM131 192V191H130ZM183 192V191H182ZM225 192H227V191H225ZM244 192V191H243ZM243 192H242V194H243ZM248 192H251V191H248ZM255 192H256V190H255ZM259 192V191H258ZM24 193L22 194V195H24ZM30 193H32V192H30ZM29 193V194H30ZM34 193H36V192H34ZM42 193H44V191L42 192ZM74 193V192H73ZM77 193V192H76ZM108 193V192H107ZM124 193V192H123ZM122 193V194H123ZM253 194H254V192H252ZM252 193H245V195L244 196H246V197H248V196H252ZM21 194V193H20ZM33 194V193H32ZM32 194H30V195H32ZM50 194V193H49ZM66 194V193H65ZM67 194H70V193H67ZM89 194H92V193H89ZM98 194H99V192H98ZM114 194V193H113ZM125 194H128L129 195V193H125ZM227 194V193H226ZM233 194V193H232ZM235 194H237L236 192H235ZM241 194V195H242ZM257 194V193H256ZM261 194H264V192H261ZM1 195V194H0ZM3 195H5V194H3ZM21 195V196H22ZM40 195V194H39ZM54 195V194H53ZM86 195H88V194H86ZM104 195V194H103ZM117 195V194H116ZM228 195V194H227ZM231 195V194H230ZM238 195V194H237ZM237 195H233V197H236ZM8 196H9V194H8ZM13 196V195H12ZM33 196H34V194H33ZM76 196V195H75ZM95 196V195H94ZM99 196H100V194H99ZM115 196V195H114ZM127 196V195H126ZM223 196H225V193L223 194ZM244 196H242L243 198H244ZM259 196V195H258ZM257 196V197H258ZM262 196H264V195H262ZM27 197V196H26ZM89 197H91V195H89V196H87V198H89ZM96 197H98V195H96ZM96 197H95V199H96ZM110 197V196H109ZM221 197V196H220ZM226 197V196H225ZM254 197H256V196H254ZM4 198H5V196H4ZM33 198V197H32ZM32 198L30 197V201H32ZM38 198V197H37ZM77 198V197H76ZM79 198V197H78ZM82 197H80V199H81ZM85 198V197H84ZM86 198V199H87ZM93 198V197H92ZM91 198V199H92ZM103 198H104V196H103ZM112 198V197H111ZM122 198H124L123 196H122ZM230 198V197H229ZM232 198V197H231ZM7 199V198H6ZM24 199V198H23ZM26 199V198H25ZM56 199V198H55ZM79 199V200H80ZM101 199V198H100ZM99 199V200H100ZM107 199V198H106ZM105 199V200H106ZM113 199V198H112ZM249 199V198H248ZM247 199V200H248ZM257 199V198H256ZM29 200V199H28ZM38 200V199H37ZM36 200V201H37ZM70 200H72V199H70ZM82 200V199H81ZM88 200V199H87ZM97 200H98V198H97ZM96 200V201H97ZM118 200V199H117ZM116 200V201H117ZM181 200V199H180ZM220 200H222V198H220ZM234 200H235V198H234ZM238 200H240L239 198H238ZM262 200V199H261ZM91 200H89V202H90ZM94 201V200H93ZM93 201H92V203H93ZM102 201H104V200H102ZM112 201V200H111ZM190 201V200H189ZM233 201V200H232ZM254 201V200H253ZM258 201H260L259 199H258ZM9 202V201H8ZM39 202V201H38ZM81 202H83V201H81ZM88 202V201H87ZM99 202V201H98ZM126 202V201H125ZM182 202H183V200H182ZM211 202V201H210ZM252 202V201H251ZM255 202H256V200H255ZM2 203V202H1ZM11 203V202H10ZM24 203H25V201H24ZM86 203V202H85ZM96 203V202H95ZM116 203H118V202H116ZM121 203V202H120ZM120 203H118V204H120ZM180 203H181V201H180ZM231 203V202H230ZM239 203V202H238ZM258 203V202H257ZM256 203V205H258V206H260V211H261V209H264V206H262V208H261V203H258L257 204ZM88 204V203H87ZM90 204V203H89ZM109 205H110V203H108ZM183 204H185V203H183ZM235 205H236V203H234ZM240 204V203H239ZM238 204V205H239ZM262 204H264V201H262ZM11 205V204H10ZM58 205V204H57ZM56 205V206H57ZM61 205V204H60ZM69 205H71V204H69ZM73 205V204H72ZM95 205V204H94ZM98 203H97V207H98ZM113 205V204H112ZM186 205V204H185ZM232 205V204H231ZM248 205V204H247ZM250 205H251V203H250ZM56 206H55V208H56ZM74 206V205H73ZM76 206V205H75ZM79 206V205H78ZM107 206V205H106ZM188 206H189V204H188ZM233 206V205H232ZM244 206V205H243ZM254 206V205H253ZM4 207V206H3ZM62 207V206H61ZM67 207H69V206H67ZM77 207V206H76ZM102 207V206H101ZM108 207V206H107ZM189 207H191V206H189ZM207 207V206H206ZM242 207V206H241ZM251 207V206H250ZM250 207H249V209H250ZM1 208V207H0ZM58 208V207H57ZM95 208V207H94ZM104 208V207H103ZM113 208H115V207H113ZM122 208V207H121ZM126 208V207H125ZM194 208V207H193ZM237 208H239V207H237ZM65 209V208H64ZM71 209V208H70ZM108 209H110V208H108ZM112 209V208H111ZM248 209V210H249ZM3 210H4V208H3ZM11 210V209H10ZM9 210V211H10ZM62 210V209H61ZM96 210H97V208H96ZM100 210V209H99ZM121 210V209H120ZM123 210V209H122ZM192 210V209H191ZM234 210V209H233ZM232 210V211H233ZM238 210V209H237ZM240 210V209H239ZM250 210H254V209H250ZM8 211V212H9ZM13 211V210H12ZM16 211V210H15ZM98 211V210H97ZM107 211V210H106ZM105 211V212H106ZM109 211V210H108ZM112 211V210H111ZM124 211H126V209H124ZM231 211V212H232ZM255 211V210H254ZM257 211H259V210H257ZM123 212V211H122ZM130 212V211H129ZM236 212V211H235ZM242 212V211H241ZM240 212V213H241ZM1 213V212H0ZM10 213V212H9ZM16 213H18V212H16ZM100 213H102V211H100ZM125 213V212H124ZM132 213V212H131ZM130 213V214H131ZM134 213V212H133ZM234 212H232V214H233ZM247 213V212H246ZM254 213V212H253ZM2 214V213H1ZM108 214V213H107ZM110 214H112V213H110ZM120 215L122 214L121 213V211H120V213H119ZM126 214V213H125ZM128 214V213H127ZM245 214V213H244ZM257 214V213H256ZM258 214H259V212H258ZM17 215V214H16ZM20 215V214H19ZM78 215V214H77ZM135 215V214H134ZM188 215H190V214H188ZM234 215H236V214H234ZM238 215V214H237ZM255 215V214H254ZM260 215L261 216H264V210H262L261 212H260ZM122 216V215H121ZM125 216V215H124ZM133 216V215H132ZM136 216H137V214H136ZM191 216V215H190ZM241 216H242V214H241ZM246 216H247V214H246ZM135 217V216H134ZM254 217V216H253ZM0 218H1V215H0ZM189 218V217H188ZM230 218V217H229ZM243 218H244V216H243ZM245 218H247V217H245ZM255 218V217H254ZM259 218V217H258ZM132 219H134V218H132ZM187 218H185V220H186ZM190 219H192V217L190 218ZM189 219V220H190ZM241 220H242V218H241ZM244 220V219H243ZM247 220V219H246ZM250 220V219H249ZM133 221V220H132ZM180 221V220H179ZM199 221V220H198ZM262 221H264V219H262ZM63 222V221H62ZM67 222V221H66ZM192 222V221H191ZM247 221H245V223H246ZM252 222V221H251ZM261 221H259V223H260ZM136 223V222H135ZM193 223V222H192ZM204 223V222H203ZM257 223V222H256ZM262 223H264V222H262ZM134 224V223H133ZM138 224V223H137ZM136 224V225H137ZM190 224V223H189ZM194 224V223H193ZM248 224V223H247ZM250 224V223H249ZM253 224V223H252ZM21 225H23V224H21ZM183 225V224H182ZM185 225H186V223H185ZM208 225V224H207ZM245 225V224H244ZM254 225V224H253ZM262 225H264V224H262ZM67 226V225H66ZM65 226V227H66ZM69 226V225H68ZM105 226V225H104ZM107 226V225H106ZM173 226V225H172ZM188 226V225H187ZM186 226V227H187ZM192 226V225H191ZM246 226V225H245ZM248 226V225H247ZM21 227V226H20ZM23 227V226H22ZM80 227V226H79ZM130 227V226H129ZM136 227V226H135ZM174 227H176V226H174ZM190 227V226H189ZM249 227V226H248ZM68 228H70V227H68ZM101 228V227H100ZM100 228H98L99 230H101ZM103 228V227H102ZM181 228V227H180ZM192 228V227H191ZM253 228V227H252ZM7 229V228H6ZM16 229H17V227H16ZM66 229V228H65ZM64 229V230H65ZM104 229V228H103ZM137 229V228H136ZM187 229V228H186ZM203 229H205V228H203ZM241 229V228H240ZM254 229V228H253ZM261 229H262V227H261ZM9 230V229H8ZM13 230V229H12ZM73 230V229H72ZM71 230V228H70V231H72ZM97 230V229H96ZM124 230H126V229H124ZM133 230V229H132ZM174 230H177V229H174ZM207 230H208V228H207ZM247 230V229H246ZM246 230H244V231H246ZM248 230H250V229H248ZM262 230H264V229H262ZM16 231V230H15ZM68 231V230H67ZM102 231V230H101ZM204 231V230H203ZM2 232H3V230H2ZM6 232V231H5ZM129 232H130V230H129ZM186 232V231H185ZM7 233V232H6ZM10 233H12L11 231H10ZM17 233V232H16ZM23 233V232H22ZM25 233V232H24ZM50 233V232H49ZM52 233V232H51ZM75 233V232H74ZM127 233V232H126ZM192 233V232H191ZM193 233H194V231H193ZM261 233H262V231H261ZM19 234V233H18ZM30 234V233H29ZM72 233H70V235H71ZM96 234V233H95ZM124 234V233H123ZM138 234V233H137ZM246 234V233H245ZM11 235V234H10ZM20 235V234H19ZM23 235H25V234H23ZM59 235V234H58ZM58 235H57V237L56 238H58ZM61 235V234H60ZM59 235V237H62V235L60 236ZM130 235H131V232H130ZM261 235V236H260ZM260 235H258V236H260V239L262 238V237H264V234H260ZM44 236V235H43ZM46 236V235H45ZM139 236V235H138ZM188 236V235H187ZM245 236V235H244ZM26 237V236H25ZM53 237V236H52ZM70 237H72V236H70ZM189 237H190V235H189ZM195 237V236H194ZM243 237V236H242ZM254 237H256V236H254ZM21 238H22V235H21ZM24 238V237H23ZM30 238V237H29ZM32 238V237H31ZM36 238H38V236L36 237ZM40 238H42V237H40ZM45 238V237H44ZM51 238V237H50ZM55 238V239H56ZM64 238V237H63ZM65 238H66V234H65ZM68 238H69V235H68ZM76 238V237H75ZM78 238V237H77ZM3 239V238H2ZM11 239V238H10ZM26 239V238H25ZM43 239V238H42ZM46 239V238H45ZM53 239V238H52ZM82 239V238H81ZM138 239V238H137ZM140 239V238H139ZM5 239H3V241H4ZM11 240H13V239H11ZM16 240V239H15ZM23 240V239H22ZM27 240H29V239H27ZM48 241L49 240H51V239H47ZM47 240H45V241H47ZM58 240V239H57ZM68 242L69 241H71V240H69V239H66ZM243 240V239H242ZM254 241L256 240V239H253ZM262 240V239H261ZM260 240V241H261ZM36 241V240H35ZM45 241H44V245H46L45 244ZM53 241V240H52ZM67 241H62V243L63 242H67ZM83 241H85V239L83 240ZM96 241H98V240H96ZM249 241H251V240H249ZM1 242V241H0ZM12 242V241H11ZM26 242H28V241H26ZM41 242V241H40ZM54 242V241H53ZM53 242H49V245H50V243L52 244ZM59 242H61V241H59ZM67 242V243H68ZM73 242V241H72ZM76 242V241H75ZM80 242V241H79ZM82 242V241H81ZM142 242V241H141ZM198 242V241H197ZM256 242H257V240H256ZM6 243V242H5ZM4 243V244H5ZM14 243V242H13ZM22 243V242H21ZM138 243H140V242H138ZM244 243V242H243ZM1 244V243H0ZM145 244V243H144ZM192 244H196L195 242L194 243H192ZM27 245H29V244H27ZM41 245H42V243H41ZM54 245V244H53ZM58 245V244H57ZM56 245V246H57ZM72 245V244H71ZM76 245V244H75ZM82 245V244H81ZM87 245V244H86ZM86 245H85V247H86ZM100 244H98V246H99ZM190 246H192L191 244H189ZM237 245V244H236ZM255 245V244H254ZM257 245H259V243L257 244ZM3 246V245H2ZM9 246V245H8ZM34 246V245H33ZM59 246V245H58ZM70 246V245H69ZM73 246V245H72ZM97 246V247H98ZM147 246V245H146ZM10 247V246H9ZM27 247V246H26ZM39 247V246H38ZM44 246H42V248H43ZM51 247V246H50ZM54 247V246H53ZM65 247H66V245H65ZM68 247V246H67ZM74 247V246H73ZM76 247V246H75ZM74 247V248H75ZM78 247V246H77ZM81 247V246H80ZM143 247V246H142ZM148 247V246H147ZM188 247V246H187ZM234 247V246H233ZM21 248H23V247H21ZM30 248V247H29ZM45 248V247H44ZM56 248V247H55ZM72 248V247H71ZM89 248V247H88ZM99 248V247H98ZM98 248L97 249H95V250H98ZM151 248V247H150ZM237 248H238V246H237ZM240 248V247H239ZM244 248V247H243ZM262 248H264V247H262ZM8 249V248H7ZM15 249H17V248H15ZM37 250H39V248H36ZM41 249V248H40ZM47 249V248H46ZM63 249V248H62ZM91 249V248H90ZM140 249V248H139ZM185 249H186V247H185ZM192 249H193V247H192ZM234 249V248H233ZM14 250V249H13ZM34 250H35V248H34ZM47 250H49V249H47ZM51 250H52V252H54L53 251V249L51 248ZM55 250V249H54ZM59 249H57V251H58ZM61 250V249H60ZM69 250H71V249H69ZM68 250V251H69ZM73 250H75V249H73ZM72 250V251H73ZM80 250H81V248H80ZM84 250L85 249H83V252H84ZM135 250V249H134ZM137 250V249H136ZM142 250H143V248H142ZM183 250V249H182ZM237 250V249H236ZM3 252H4V250H2ZM6 251H8V250H6ZM42 251V250H41ZM44 251H46V250H44ZM76 251H78V249L76 250ZM86 251V250H85ZM89 251V250H88ZM99 251V250H98ZM242 251V250H241ZM245 251V250H244ZM8 252H10V251H8ZM51 252V251H50ZM63 252H64V250H63ZM70 252V251H69ZM81 252V251H80ZM79 251H78V253H80ZM97 252V251H96ZM136 252V251H135ZM138 252H139V250H138ZM149 252H151V251H149ZM185 252V251H184ZM243 252V251H242ZM11 253V252H10ZM46 253H47V251H46ZM46 253H43L42 252V256H47L48 254H46ZM60 253V252H59ZM76 253V252H75ZM85 253V252H84ZM89 253V252H88ZM137 253V252H136ZM140 253V252H139ZM145 253V252H144ZM188 253V252H187ZM233 253H234V251H233ZM236 253V252H235ZM234 253V254H235ZM239 253H241L240 251H239ZM12 254V253H11ZM10 254V255H11ZM24 254V253H23ZM56 254V253H55ZM73 254H74V251H73ZM87 254V253H86ZM91 254V253H90ZM142 254H143V252H142ZM191 254V253H190ZM193 254V253H192ZM238 254V253H237ZM244 254V253H243ZM25 255H27V254H25ZM24 255V256H25ZM35 255H37L38 257V259L41 257V255L39 256V253L38 254H35ZM60 255H63V253H62V251H61V253H60ZM68 255H69V253H68ZM75 255H77V253L75 254ZM81 255V254H80ZM99 255V254H98ZM120 255V254H119ZM139 254L137 253V256H138ZM30 256V255H29ZM50 255H48V257H49ZM67 256V255H66ZM70 257H69V259L70 258H72L71 257V255H69ZM78 256V255H77ZM89 256H91V255H89ZM93 256V255H92ZM96 256V255H95ZM144 256V255H143ZM183 256H184V254H183ZM27 257V256H26ZM30 257H35L34 255L33 256H30ZM48 257H47V259H48ZM63 257V256H62ZM80 258L82 257L83 258V256H79ZM87 257V256H86ZM185 257L187 258V256L185 255ZM184 257V258H185ZM189 257V256H188ZM235 257V256H234ZM237 257V256H236ZM37 258H36V260H37ZM60 258V257H59ZM64 258H65V256H64ZM89 258V257H88ZM97 258V257H96ZM117 258H119V257H117ZM122 258V257H121ZM123 258H124V256H123ZM232 258H233V255H232ZM238 258H239V256H238ZM262 258H264V256H262ZM8 259V258H7ZM30 259H33V258H30ZM46 259V260H47ZM53 259V258H52ZM51 258H50V260H52ZM56 259H58V258H56ZM66 259H68V258H66ZM65 259V260H66ZM67 260V261H69L70 262V260ZM75 259V258H74ZM74 259L72 260L73 262L72 263H74ZM78 259V258H77ZM76 259V260H77ZM84 259H86V258H84ZM247 259V258H246ZM23 260V259H22ZM24 260H26L25 258H24ZM24 260H23V262H24ZM29 260V259H28ZM35 260V261H36ZM49 260V261H50ZM53 260H55V259H53ZM79 260V259H78ZM98 260H99V258H98ZM234 260H236L235 258H234ZM20 261V260H19ZM33 261H34V259H33ZM60 261V260H59ZM87 260H84V262H86ZM101 261V260H100ZM8 261H6V262H4V263H6V264H8L7 263ZM16 262H17V260H16ZM26 262V261H25ZM40 262V261H39ZM58 262V261H57ZM56 262V263H57ZM61 262V261H60ZM66 262V261H65ZM78 262V261H77ZM83 262V263H84ZM234 262V261H233ZM236 262V261H235ZM13 264L15 263V262H12ZM37 263V262H36ZM41 263V262H40ZM55 263V264H56ZM71 262H70V264H72ZM78 263H82V261L81 262H78ZM88 263V262H87ZM24 264V263H23ZM26 264V263H25ZM63 264V263H62ZM75 264V263H74ZM98 264V263H97Z\"/></svg>",
  "mask_w": 264,
  "mask_h": 264
}]
</instances>
